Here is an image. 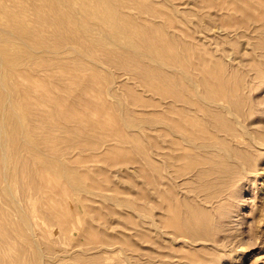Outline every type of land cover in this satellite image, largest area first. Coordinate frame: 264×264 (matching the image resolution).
Masks as SVG:
<instances>
[{
  "label": "bare ground",
  "instance_id": "obj_1",
  "mask_svg": "<svg viewBox=\"0 0 264 264\" xmlns=\"http://www.w3.org/2000/svg\"><path fill=\"white\" fill-rule=\"evenodd\" d=\"M141 1H143V0H141ZM153 1V0H152ZM164 1V0H163ZM194 1V0H193ZM195 1H197V2H195V4L196 3H198L200 0H195ZM214 1V0H213ZM220 1H222V0H220ZM9 2V3H8ZM130 2H132L131 4L132 5H134L133 3H135L136 5H137V7L138 6H140L139 8H141V7H143V5H140V3L141 2H139L138 0H0V115H1V117H4L3 115V113H5V117H6V114H7V116H10V114L11 115H13V116H15L16 115V117H11V120H12V118L14 119L12 122H16L15 120H17V117H18V120H19V126H18V124H16L15 126L18 128V127H21L22 129H23V127H25L24 129H25V131L24 132H27V131H31V126H30V124H29V126H25V121L28 119V117H30L31 116V105H34L35 103L36 104H39V103H45L44 105H46V103L47 102H49V104H50V106H51V109H53L54 111L53 112H51V111H49L50 109H49V107H48V109L49 110H47V109H44V108H41L40 110H44V113H43V115H45V113H46V110L48 111V113L49 112H51V113H53V114H55L54 116L56 117V119L58 118V116H57V114L59 115V117L61 116L62 117V119L66 122V124L65 123H63V124H65V129H66V125L68 124L67 123V121H70V119L74 122V120H75V118L74 117H77V118H79L78 116H80V115H78L79 114V112L81 111V113H83L82 112V110L80 109L81 107H84L86 104L88 105H86L84 108H83V111L85 110V113L87 112V110L89 111L90 109L92 110V107L91 106H93V108H94V110L96 111V112H92V111H90V113L91 114H93V113H100V115H104V119H105V121L104 122H102V123H100V122H98V120H97V118H95L94 120H96L95 122H97V126H99V128H100V130H105V128L104 127H106V126H113L112 128L116 131V133H121V132H125V131H127V129H126V124H127V122L126 121H130V123L129 124H131V125H133L134 126V122H137V124H140V123H138V121H136L137 119H140L141 117V119L140 120H142V121H144V122H146V124H148L149 126H153V128H155L154 130H153V128H149L147 125V127H148V130H145V131H148V132H151V134H152V131H151V129L153 130V132L154 131H156L157 133H159L160 135H163V136H168L169 137V140H168V138L166 139L167 141V144H168V142H171L172 141V143L171 144H173V146H172V148H183V147H185V145H181V144H185V142H187V144H186V146L190 149V147H192V148H194V149H200L201 150V152L199 151H196V153L193 151L192 153H194V157L193 158H191V160H195V158H196V161H198V164L199 163H201V165H206L207 164V161L206 160H208V162H210V164L212 163V165H211V167L209 168L208 166H210V164L207 166H203V167H201V168H204L203 170H197V172L196 171H191V172H193L191 175H193V176H191L189 179L191 180L190 182H192L193 183V181H197V178H198V182L196 183V184H198V185H195L196 186V189L194 188L193 190H201L202 191V193H201V195H203L204 196V198H207L206 200H208V198H212V194L213 193H210L209 192V189H210V187H208V185L210 184L211 185V183L214 181V179H217V178H222V180L223 179H226V178H230L231 176H234L235 174H238V173H240V172H242V171H244L245 170V167L244 166H246V168L248 167H250L251 165H253V163H255V159L253 160V163L251 164V159H252V157H251V159L249 160L247 157H246V154H249V153H251V150H254L255 148H257V147H255V145H259V143H257L258 141H257V137H256V135H254V134H252V132L251 131H249V130H246V131H244V130H241V129H238V127H236V122H239V120H238V117H241V116H245L246 114H248V110L247 109H249V106L250 105H248L249 103H250V97H249V95H248V97H249V99H248V97H247V99L249 100V101H247L246 100V97H245V95H244V93H245V90L247 89L248 91L247 92H249V90H250V88L252 89L254 86H250L249 87V85H248V83L250 82V80H249V82H248V79L249 78H251L252 76H251V74H250V76L249 77H247V78H244V76L247 74L246 72H244L243 73V71H244V67H243V71L241 70V69H237L236 68V66H234L236 63H232V65L230 64V62L232 61V60H230V62H228V61H226L225 59L223 60L222 58V55H220V59L221 60H219L218 61V58H217V62L215 61L216 60V58L214 59V61H212V62H209L210 61V59L209 60H207V58H208V56H210L208 53H207V55H206V53L204 52V51H206V50H201V49H203V48H201L200 49V47H198L197 45H199V44H197V42H195L196 43V47H198V49L195 47V44H190L188 41H187V38H186V41H179V40H181L182 38L180 37V35H179V37H177L178 35L176 34V36L174 35V34H172V35H174V36H170L169 34H170V32L168 33V32H165L164 33V31L162 30V28H161V26L159 25V23L162 25V27H164L163 26V24L161 23L162 21H159V19H160V17L162 16V15H164L166 12L165 11H162V13L164 12V14H162V13H160V14H162V15H159V19H158V21H156V22H158V23H156V24H154V21H153V19H151V18H149V19H151V21L153 22V23H151V21L150 20H148L147 18L149 17V15H151V14H149L148 16H145V18H144V15H143V19L140 17L139 18V14L137 15V14H133V15H136V16H138V18H136V16L135 17H133L132 16V14H130L131 12H129V14H126V13H124L125 11H123V9L122 8H126L129 4H130ZM154 2H155V0H154ZM175 2V1H174ZM216 2H218V1H216ZM162 3V2H161ZM164 3V2H163ZM200 4H201V2H199ZM198 3V4H199ZM212 3V2H211ZM210 3V4H211ZM215 3V2H214ZM158 4H160L159 2L157 3V5ZM209 4V5H210ZM213 4V3H212ZM135 5V6H136ZM155 5H156V3H155ZM154 5V6H155ZM197 5V4H196ZM208 5V6H209ZM214 5H216L217 7H219L220 5H221V8H224V9H221V10H223V11H225V16H226V18L224 19L223 18V20H226V22H224L223 20V22L221 21V23L223 24L224 23V26H223V28H222V25L221 26H217V20L219 19H214V21H216V25L215 26H217L216 28H218V27H221L222 28V30H221V28H220V30L221 31H223L224 32V34L225 35H223V32H221V34L223 35V36H227V37H229L231 34H235V35H237L238 37H240V38H242L243 40H245V42H244V44L246 45V46H248L249 48H250V52L252 53V54H254V55H256V57L260 60V64L261 65H264V0H224L223 1V4L221 3L220 5H218V3H215ZM198 6V5H197ZM207 6V8H209ZM215 6V7H216ZM222 6H224V7H222ZM136 7V10L138 9V12L137 13H140L139 12V8H137ZM146 7H148V6H146ZM151 7L153 8V6L151 5ZM157 7V6H156ZM210 7L212 8L213 6H211L210 5ZM134 8V7H133ZM132 8V9H133ZM143 8H145V6L143 7ZM142 8V9H143ZM152 8H151V10H152ZM127 9H129V7L127 8ZM145 9H150V7H148V8H145ZM153 9H156L155 11L158 13V10H157V8H153ZM210 9V8H209ZM125 10V9H124ZM130 10V9H129ZM146 11V12H149V11ZM213 10H214V7H213ZM218 10H220V8L218 9ZM233 12H236V15L237 16H239V17H237V19L236 20H234V18L233 17H235V16H232L231 18H233V20L234 21H232V23H228V21H230L231 20V18H230V16H228V15H230L231 14V12L232 11ZM142 11H144V9L142 10ZM144 11V12H145ZM155 11H153L152 10V14L153 13H155ZM193 11V10H192ZM216 11H217V9H216ZM216 11H214V12H216ZM128 12V11H127ZM133 12V11H132ZM159 12H161L160 10H159ZM194 12V13H193ZM193 12H191V14H194V15H196V17L198 16L196 13H195V11H193ZM220 12V11H219ZM226 12H228V13H226ZM233 12H232V14H233ZM136 13V12H135ZM149 13H151V12H149ZM169 13V12H168ZM167 13V15L169 16V14ZM217 13V12H216ZM238 13V14H237ZM172 14V13H171ZM171 14H170V16H171ZM191 14H190V17H191ZM223 14H224V12H223ZM228 14V15H227ZM142 15V14H141ZM140 15V16H141ZM167 15H164L163 17L164 18H166L167 17ZM189 15V14H188ZM220 15H221V12H220ZM219 15V16H220ZM240 15L242 16V17H244L243 19H241V17H240ZM153 16V15H152ZM155 17H157L158 15H154ZM174 16V15H173ZM173 16H171L172 18H174ZM162 17V18H163ZM200 17V16H199ZM169 19H170V17H168ZM166 19V21L168 20L169 21V19ZM171 18V19H172ZM201 18V17H200ZM222 18V17H221ZM220 18V19H221ZM240 20H239V19ZM145 19L148 21L147 23L146 22H144L145 21ZM155 19H157V18H155ZM170 19V21L171 22H169V23H171L170 25L168 24V22H167V26H166V28L168 27V25L170 26V27H172L174 24H175V22H176V20H177V18L175 17V19H172L174 22H173V24H172V20ZM219 19V20H220ZM144 20V21H143ZM195 20V19H194ZM193 20V21H194ZM199 20V19H198ZM218 20V21H219ZM30 21H32L33 23H31ZM165 22V21H164ZM194 23V22H193ZM225 23H227V24H225ZM164 24H166V23H164ZM195 24V23H194ZM197 24V23H196ZM220 24V23H219ZM50 27L52 28V30L50 29ZM197 27V26H196ZM49 30H51V32H49ZM197 30V29H196ZM179 31V30H178ZM177 31V32H178ZM197 31H199V30H197ZM49 32V33H48ZM174 32V31H173ZM173 32H171V33H173ZM176 32V31H175ZM176 32V33H177ZM202 32V31H201ZM166 33H168V34H166ZM183 33V32H182ZM179 34V33H178ZM212 34V33H211ZM211 34H210V37H212L211 36ZM192 35V34H191ZM194 35V34H193ZM209 35V34H208ZM212 35H214V34H212ZM217 35H218V33H217ZM220 35V34H219ZM188 36V35H187ZM196 36V35H195ZM232 36V35H231ZM230 36V38H232ZM193 37V36H192ZM237 37V38H238ZM49 38L51 39V40H49ZM178 38H179V40H178ZM181 38V39H180ZM194 39H195V37H193ZM213 38V37H212ZM218 38V37H217ZM224 39H225V37H224ZM233 39V38H232ZM123 40V41H122ZM182 40H184V38L182 39ZM216 41H218V40H220V39H215ZM225 40H228V39H225ZM50 41V42H49ZM192 41V40H191ZM220 41H222L223 43L221 44V45H223L224 44V41L223 40H220ZM239 41V40H238ZM237 41V42H238ZM241 41V40H240ZM123 43V44H119V43ZM186 42H188L189 43V47L187 46V44H186ZM199 42V41H198ZM228 42H229V40H228ZM235 39H234V44H235ZM242 42V41H241ZM194 43V42H193ZM201 43V42H200ZM218 43H221V42H218ZM227 43V42H226ZM225 43V44H226ZM230 43H231V40H230ZM230 43H229V45L228 46H230ZM243 43V42H242ZM206 45V43L204 44V43H201V45ZM228 44V43H227ZM233 44V43H232ZM239 44H241V43H238V46H237V44H235L236 45V47L237 48H242V47H240L239 46ZM243 44V45H244ZM190 45L192 46V45H194V47L196 48V50H198V51H196V50H194V48H193V50L194 51H196L198 54V56L199 55H204L205 54V56H207V58L205 59V58H202V56L200 57H198V59L199 58H201L202 60H198V61H200V63H198V64H201V67H203V68H201V69H198V68H196V67H199V65L198 66H194V65H192L191 63L189 64L188 62L189 61H192L193 62V64H195L196 63V61H194V60H196V58L197 57H195V56H197L195 53H194V51L192 50V52L194 53V55H193V57L195 58L194 60L192 59H190V58H188L189 59V61H188V59L186 58V57H188L187 55H189V52H190V50H188V48H190ZM114 46H116L117 48H119L118 50L117 49H115V47ZM207 46V45H206ZM224 46V45H223ZM226 46V45H225ZM228 46H226V47H228ZM242 46V45H241ZM205 47V46H204ZM210 47V46H209ZM212 47V46H211ZM210 47V49H212ZM231 47V46H230ZM124 48V49H123ZM222 47L221 46H219V49H221ZM229 48V47H228ZM237 48H236V50H235V52L237 51ZM249 48H247V49H249ZM178 49H180V51L183 53V54H181V52H179L178 51ZM243 49L245 50V48H244V46H243ZM238 50L236 53L238 54V55H240L241 56V58H243L242 57V55H243V53H244V50ZM185 52H183V51ZM188 50V51H187ZM199 50H201L204 54H199L200 52H199ZM222 50V49H221ZM225 50H226V48H225ZM229 50H230V48L228 49V51H226V52H228L229 53ZM231 50H232V47H231ZM208 51H209V49H208ZM212 51V54H215V55H213L214 57H216V55H217V53H213V49L211 50ZM233 51V50H232ZM240 51H243V52H240ZM247 51V50H246ZM70 52H73V54L75 55L77 52L78 53H83L82 55H84V53L85 54H87V55H90L89 57H90V62L91 61H95L96 63H98V61L99 60H102L104 63H106V65L108 66V68L112 71H114V69L117 71V73L118 74H113V75H116L115 77H119V79H120V81H118L119 83L117 84L119 87H120V89H124L125 91H123V92H127L128 93V96L129 97H127V98H129L130 99V105H133L134 107H133V109L134 108H136V106H138V107H141V108H139V109H137V110H133L132 109V107H129V113L131 114V116H130V118H132V119H128V120H126L125 121V119H123V117L124 116H126V115H124L125 114V112L127 111L126 110V108L128 107H126V108H124V110H123V108L122 107H116V108H114L113 109V106L115 105L114 103H115V101L116 100H114V101H112L111 99H109L108 97H106V94L108 93V95L109 94H111V95H113V96H118L119 97V95L118 94H116V93H118V91L116 92V93H114V91H116V90H114L115 88H113V86H112V83L110 82V80H111V77H109V75H108V73H106L107 74V76L109 77V79H107V76H103V78L105 79V80H107V82H106V84H103V83H101V77L100 78H98V75H97V72H98V74H100L99 72H105L106 70H104V69H100V71H98L99 70V67L101 66L100 64L98 65V64H96L95 65V63H92L93 64V66H94V71H92V72H89V74L86 72L87 70H88V68H89V66L91 67V65H90V63L88 62V64L89 65H87V63H86V65L88 66H86L87 68H85V72L87 73H84V70L81 68L82 67V65H83V62L85 61L84 60V57L85 56H87V55H84V56H79L78 54H76V57H77V55H78V57L77 58H80V57H83V60H82V58H80L81 60V62H79V60L78 61H75L76 63H77V66H78V64H80L78 67H75L76 66V63L75 62H71V63H69L68 64V62H70V59L72 58H70V59H68V56L67 55H69V54H67L66 55V53H70ZM178 52L180 53V54H178ZM192 52H191V54H192ZM201 52V53H202ZM210 52V51H209ZM224 52V51H223ZM234 52V51H233ZM234 52V53H235ZM239 52L240 53H242V54H239ZM250 52L248 53V54H250ZM62 54H64L65 56H66V58H65V56H64V59H67L68 61L66 62L61 56H63ZM185 54V55H184ZM191 54L189 55V56H191ZM212 54H211V56H212ZM219 54V53H218ZM237 54L236 55H234L235 57L237 56ZM248 55L250 58H252V59H250V60H256L255 58H254V56L253 55ZM71 55V54H70ZM70 55H69V57H70ZM74 55H71V56H73V58H74ZM185 56V58L187 59V62H186V60L185 59H183V57H181L180 58V56ZM224 55V54H223ZM226 55H227V53H226ZM229 55H230V53H229ZM229 55H227L226 57H228L229 58ZM61 57V58H59V57ZM217 56H219V55H217ZM231 56H232V54H231ZM240 56H237V57H240ZM244 56V58L243 59H246L247 60V62H249V60L247 59L248 58V56H247V58H245V56H246V54H244L243 55ZM252 56V57H251ZM59 59H58V58ZM236 57V58H237ZM56 58V59H55ZM86 58V57H85ZM232 58H233V56H232ZM254 58V59H253ZM75 59V58H74ZM73 59V60H74ZM76 60V59H75ZM212 60V59H211ZM235 60V62H236V60L237 59H234ZM245 60V61H246ZM258 60V61H259ZM71 61H72V59H71ZM238 64L240 63V61H241V63L243 64V60H240V59H238ZM244 61V62H245ZM252 61L250 62V63H252ZM257 61V60H256ZM256 61H255V63H256ZM258 61H257V63H258ZM254 62V61H253ZM75 64V65H72V67L71 66H68V65H70V64ZM100 63V62H99ZM102 63V62H101ZM249 63V64H250ZM256 63V64H257ZM238 64H236V65H238ZM249 64H247V65H249ZM253 65V67H254V63H252ZM191 65H192V67H191ZM196 65V64H195ZM246 65V66H247ZM251 65V64H250ZM249 65V66H250ZM234 66V67H233ZM239 66V65H238ZM237 66V67H238ZM189 67H191V68H193V67H195V68H193V69H191V71H190V68ZM241 67V66H240ZM240 67H238V68H240ZM252 67V68H253ZM260 67H262V66H260ZM102 68V67H101ZM200 68V67H199ZM233 68H235L236 70H234V71H237V72H233ZM254 68H256V70H253ZM253 69H251L250 67H249V69H251V70H253L254 72H256L257 73V75L258 74H260L262 71L261 70H259V68H258V66L257 65H255V67H254ZM44 69V71L45 70H49V72L50 73H52L51 74V76L52 77H54L53 78V80H49V79H47V81L45 80V78H42L41 77V73H42V71L41 70H43ZM91 69H92V67H91ZM91 69H89V71H91ZM261 69V68H260ZM238 70L240 71V73H238ZM264 70V69H263ZM41 71V73H39V72ZM108 71V70H107ZM116 71L115 72H113V73H116ZM248 71H250V70H248ZM252 71V72H253ZM45 72H47V71H45ZM44 72V73H45ZM95 72V73H94ZM242 72V73H241ZM264 72V71H263ZM39 75H38V74ZM48 73V72H47ZM57 73H59V74H57ZM101 73V74H102ZM249 73H251V72H249ZM248 73V74H249ZM256 73H253L254 75L256 74ZM105 73H104V75H106ZM110 74V73H109ZM244 74V75H243ZM103 75V74H102ZM254 75H253V77H254ZM262 75V74H261ZM261 75H259V76H261ZM44 76V75H43ZM48 77H49V75H47ZM248 76V75H247ZM106 77V78H105ZM258 77V76H257ZM257 77H256V80H258L257 79ZM262 77H264V74L261 76V79H259V80H262ZM63 78H64V83L62 84V82L63 81H61V80H63ZM68 80L69 82H68V85H69V87H67L68 89L70 88H72V87H70V86H73L74 85V89L72 88V90L74 91V92H76L75 90L77 89V88H79V89H77V91L78 90H80V91H82V94L80 95L79 94V92H76L77 94H79L78 96H77V94L76 93H74V96H75V98L77 99H72L71 97H74V96H72L73 95V93H72V90H69V91H71V93L68 91V89H66L65 88V80ZM264 79V78H263ZM49 80V81H48ZM105 80H104V82H105ZM109 80V81H108ZM116 80V82H117V79H115ZM129 80V81H128ZM252 80V79H251ZM258 80V81H259ZM248 82V83H247ZM256 82V81H255ZM254 82V83H255ZM261 82V81H260ZM263 82H264V80H263ZM96 83H99L98 85H97V87L95 88L94 87V85H96ZM253 82H252V84H254ZM259 83V82H258ZM80 84V86H76V89H75V85H79ZM257 84V83H256ZM141 86L142 88H141V90L143 91V92H145V93H147L148 92V95L147 96H144L145 94H141L142 93V91H140V92H138V88L136 89V87L135 86ZM251 85V84H250ZM255 85V84H254ZM260 85V84H259ZM99 86V87H98ZM258 85H255V87H257ZM82 89H81V88ZM114 87H116V84H115V86ZM254 87V88H255ZM260 87V86H259ZM117 88V87H116ZM120 89H119V91H120ZM257 89H259V88H257ZM19 90V92L23 95H21L20 94V98L21 97H23L22 98V100H21V102H19L18 103V100H19V96H18V94H17V91ZM114 90V91H113ZM90 91L91 92H94V93H90ZM253 91V90H252ZM254 91H256L257 92V90L255 89ZM15 92H16V96H18V97H16L15 96ZM92 94V96H91V98L89 99V97H87V94L90 96V94ZM246 92V93H247ZM262 92V91H261ZM81 93V92H80ZM120 93H122L121 91H120ZM150 93V94H149ZM243 93V94H242ZM245 93V94H246ZM34 94V95H33ZM93 94H94V97H95V100L96 101H94V97H93ZM249 94V93H248ZM255 94V93H254ZM254 94H252V93H250V95H251V97H254L253 95ZM110 95V96H111ZM124 95V98H126V96H125V93L124 94H122L121 96H123ZM256 95V94H255ZM120 96V97H121ZM247 96V95H246ZM257 96H258V93H257ZM16 97V98H15ZM68 97H70L73 101L74 100H76V102L74 103V102H71L72 100H69V101H67V98ZM93 97V98H92ZM258 97H260V95L258 96ZM108 100H110V101H112V102H114L113 103V105H112V103L110 102V101H108ZM15 99H18V100H15ZM91 99H93V100H91ZM121 99H123V98H121ZM128 99V100H129ZM254 99V98H253ZM255 99H256V97H255ZM258 100H259V98H257ZM257 99H256V102H257ZM19 100V101H20ZM78 100L79 101H81V102H79V105H80V103H81V106H80V111L77 109H74L75 108V106L78 104L77 102H78ZM127 100V101H128ZM17 101V102H16ZM65 101H67L68 102V105L69 106H71L70 104L71 103H74L75 104V106H73L72 108L71 107H69V106H66L65 104H67V102H65ZM94 101V102H93ZM124 101V100H123ZM122 102V105L124 104V105H127V103L128 102ZM64 102H65V104H64ZM249 102V103H248ZM77 103V104H76ZM83 103H86L85 105L83 104ZM121 103V101L120 102H118V103H116V105H119ZM126 103V104H125ZM48 104V103H47ZM82 104L84 105V106H82ZM253 104H255V102H253ZM44 105H42L41 106V104H40V106L41 107H43ZM89 105H91V106H89ZM115 105V106H116ZM124 105H123V107H124ZM129 105V106H130ZM256 105V104H255ZM35 106V105H34ZM34 106H32L33 108H34ZM114 106V107H115ZM257 106V105H256ZM35 107H37V106H35ZM46 107H47V105H46ZM54 107V108H53ZM79 106H77V108H78ZM90 109H89V108ZM247 107V108H246ZM251 107V106H250ZM252 107H254V105L252 106ZM39 105H38V111L40 112V110H39ZM85 108H88V109H85ZM112 109V111H111V109ZM131 108V109H130ZM36 109V108H35ZM116 109L119 111H117V113L116 112H114L113 110H115L116 111ZM122 109V110H121ZM258 109V108H257ZM33 111L32 112H34V109H32ZM253 110V109H252ZM36 112V113H38V114H40V115H42L41 113L43 112ZM121 111H123L124 112V114H123V112L121 113ZM253 111H255V110H253ZM35 113V112H34ZM33 113V114H34ZM35 113V117L37 116V118H35V117H33V116H31L32 118L31 119H34V120H36V119H39L40 118V116L39 115H37ZM51 113H50V115H51ZM57 113V114H56ZM80 113V114H81ZM88 113V115L90 116L91 114L89 113V112H87ZM120 113V114H119ZM231 114L234 118H229V116L227 115V114ZM53 114L50 116V117H48V116H44V120H45V117H47V118H50V119H53V123L55 122L54 121V116H53ZM127 114V113H126ZM129 114V115H130ZM63 115V116H62ZM77 115V116H76ZM82 116H84V114H81ZM87 115V114H86ZM100 115H98L99 117H100ZM120 115H121V118H120ZM128 115V114H127ZM129 115L128 116H126V117H129ZM141 115V116H140ZM249 115V114H248ZM39 116V117H38ZM136 117L135 119H134V117ZM143 116L145 117V118H143ZM43 116H41V118H42ZM61 117H60V119L58 118V120L61 122ZM74 118V120H73V118ZM88 117V116H87ZM87 117H82V118H86V120H88L87 119ZM90 117H95L94 116V114H93V116L91 115ZM97 117V116H96ZM98 117V119L101 121V118H99ZM102 117V119H103V116H101ZM248 116H246V118H247ZM9 117H7V119H8ZM16 118V119H15ZM40 118V119H41ZM125 118V117H124ZM244 119V117H241V120H242V122H243V119ZM6 119V121H8ZM30 119V118H29ZM39 119V120H40ZM50 119H48L49 120V122L51 123V121H50ZM55 119V120H56ZM80 119H81V116H80ZM83 119V121H85L86 122V120H84ZM91 120H93V118H90ZM121 119L123 120V124H122V121H121ZM127 119V118H126ZM144 119H146V120H144ZM2 120H5V118L4 119H2ZM11 120L10 121H8L7 123L9 124V122H11ZM47 120V119H46ZM45 120V121H46ZM47 120V121H48ZM58 120H57V123H58ZM62 120V121H63ZM90 120V121H91ZM93 120V121H94ZM32 121V120H31ZM31 121H29V123L31 122ZM42 121H43V118H42ZM41 120L40 121H36V122H38V123H40V124H42V125H44L43 123L45 122V121H43L42 122ZM81 121V120H80ZM79 121V122H80ZM3 122V121H2ZM1 122V118H0V135H2V137H0V150L1 151H5V148H6V146H7V142L8 141H10V140H8L7 141V134L5 133L6 132V125H5V122L4 123H2ZM42 122V123H41ZM49 122L47 123L46 122V124L44 125L45 127H47V131H49V130H51V132H52V130H54V129H51L52 128V123H51V125L49 124ZM71 122V121H70ZM69 122V123H70ZM73 122H71V123H73ZM78 122V121H77ZM76 122V120H75V122L74 123H77ZM82 122V121H81ZM89 122V121H88ZM144 122H142V124L144 123ZM57 123H55V124H57ZM93 124V127H94V122H92ZM99 123H100V125H99ZM240 123V122H239ZM245 123V122H244ZM247 123V122H246ZM245 123V124H246ZM7 124V125H8ZM31 124H32V122H31ZM34 124V123H33ZM32 124V125H33ZM89 124V123H88ZM136 123H135V125H137ZM142 124H141V126H142ZM10 125H14V123L13 124H10ZM39 126V124L37 125V123H35L34 124V126ZM42 125H40L39 127L41 128V126ZM46 125H49V126H46ZM59 125L61 126V124L59 123ZM69 125V124H68ZM67 125V126H68ZM74 125V124H73ZM76 125L77 124H75V126L73 127L72 125H70V126H68L67 128L69 129V127H73L74 129H75V127H76ZM83 124H80V123H78V128L80 129V127H81V129H82V127H83V129L82 130H85V131H87L88 129H90L91 130V128L90 127H88V125H86L87 127H88V129L86 130V127L84 128V126H82ZM96 125V124H95ZM131 125H129V126H131ZM15 126H13L14 127V129H13V133L16 131L17 132V130H16V128H15ZM50 126H51V128H50ZM57 126V125H56ZM56 126H53L54 128H56L55 130H57L58 129V127H56ZM125 126V127H124ZM143 126H145L144 124H143ZM142 126V127H143ZM146 126H145V129H146ZM39 127H37V128H39ZM48 127L50 128L49 130H48ZM96 127V126H95ZM132 127V126H131ZM137 127V126H136ZM141 127V128H142ZM247 127V126H246ZM249 127V126H248ZM247 127V128H248ZM60 128H62V127H60ZM60 128H59V130H60ZM64 128V127H63ZM62 128V129H63ZM97 128V127H96ZM139 128V127H138ZM250 128V127H249ZM248 128V129H249ZM253 127H251V129H252ZM10 129L12 130V127L10 126ZM9 129V130H10ZM28 129V130H27ZM33 130H34V128H32ZM60 130V132H59V135H61L62 133H61V131L62 132H64L63 130ZM64 129V130H65ZM68 129L66 130L67 131V133H68ZM72 129V128H71ZM71 129H69V132L70 131H73V130H71ZM78 129V130H79ZM109 129V128H108ZM126 129V130H125ZM144 129V128H143ZM142 129V130H143ZM255 128H253L252 129V131L254 130ZM19 130V129H18ZM27 130V131H26ZM33 130H32V132H33ZM45 130H46V128H45ZM44 130V127L43 128H41V130L39 131V132H44L45 131ZM75 130H77V128L75 129ZM73 131V132H77V131ZM90 130H88L90 133H91V131ZM94 130H96L97 132H98V130L97 129H94ZM99 130V131H100ZM107 130V129H106ZM129 130V129H128ZM139 130H140V128H139ZM150 130V131H149ZM256 130V129H255ZM8 131V130H7ZM37 130H35L34 132L37 134V133H39V132H36ZM45 132L44 134H42V135H44V136H46L47 137V135H49V137H47L46 139H45V137L43 136V138L45 139L44 141H46L45 143H47L46 145L45 144H41V141H40V143L39 144H41V146L43 145V147H44V145H45V147H47V149H48V151L49 152H51L52 154L53 153H55L56 152V146H55V144H57V138L58 137H61L62 139V142L64 143V142H66L67 141V143H74V141H75V144H77V143H81L79 140H81V139H79L78 140V138L79 137H81L82 135L81 134H84V133H80V131L81 130H79V133L78 134H80V135H78V134H76V135H78V138H76L79 142H76V139L73 141L72 140V138L70 139L72 142H68V140H66V141H64L65 139H63L64 138V136L66 137L67 135H61V136H56L55 134H54V132L53 133H51L50 132V134H54L55 136H53L52 137V135H50L48 132ZM85 131H83V132H85ZM87 131V132H88ZM96 131L94 132V134L96 133ZM110 132H109V134L110 133H113V131H112V129L111 130H109ZM112 131V132H111ZM114 131V132H115ZM15 132V134H17V133H19V132H17L16 133ZM23 132V133H24ZM42 132V133H43ZM73 132H70L69 134H73ZM87 132H85V133H87ZM104 132V131H103ZM130 132V131H129ZM135 134L134 135H138V136H140L139 134H138V132H137V134H136V131H133ZM144 132V131H143ZM148 132H145L144 134L145 135H147L148 134ZM254 132H256V131H254ZM253 132V133H254ZM8 133H10L9 135H11V131H9ZM56 133L58 134V130L56 131ZM61 133V134H60ZM90 133H87L88 135L87 136H89V134ZM105 133H106V131H105ZM105 133H103L102 135H106ZM126 133V132H125ZM131 133H132V131H131ZM155 133V132H154ZM156 133V134H157ZM257 133H259V132H257ZM29 134V133H28ZM30 134H32V133H30ZM65 134H66V132H65ZM92 134V133H91ZM90 134V136H92ZM98 134H99V132H98ZM98 134H96V135H98ZM261 134H262V132H261ZM264 134V133H263ZM262 134V135H263ZM35 135V134H34ZM41 135V134H40ZM41 135V136H42ZM86 135V134H85ZM85 135H83V137L85 136ZM101 135V133L98 135L99 137H100V140H102V136H100ZM108 135V134H107ZM113 135V136H112ZM117 135V134H116ZM125 135V134H124ZM127 135H128V133H127ZM126 135V136H127ZM133 135V136H134ZM12 136H14L13 134L11 135V137L10 138H12ZM17 136H19V135H17ZM17 136H16V138H17ZM20 136H21V134H20ZM36 136H38L39 137V139H41V136H39V135H35V137ZM70 135H68L66 138H68ZM72 136H75L74 134L72 135ZM86 136V137H87ZM123 136V135H122ZM125 136V139L127 138ZM147 136H150L149 134L147 135ZM237 136H239V137H241V136H244V138H246L247 140L246 141H249V144H248V142H245V143H247L248 144V146H249V148L247 149V148H244L245 146H243L242 144V146H243V148H242V146L240 145V144H238L237 142H235V137H237ZM15 137V136H14ZM54 137H55V139H54ZM83 137H81L82 139H83ZM84 138L83 139V141H82V143L81 144H83V143H86V142H84V141H88L87 139H89V137H87V138ZM95 136H93V138H94ZM98 137V138H99ZM102 137V138H101ZM111 137H112V140H113V138L115 137L114 136V134H111ZM111 137H107V138H109L110 140H111ZM118 137V136H117ZM129 137V136H128ZM141 137V138H140ZM139 138H137L136 139V142H134V145L136 146V144L137 145H140V146H136L137 147V149L136 150H138V149H143V150H145L144 148H139V147H141V144H139V143H137V141H140L141 139H142V136H140ZM151 137H152V135H151ZM154 137H156V135H154ZM158 137H159V135H158ZM157 137V138H158ZM9 138V139H10ZM15 138V139H16ZM32 138V137H31ZM34 138V137H33ZM104 138H106L105 136H104ZM105 139L106 141H107V146L109 145V144H113V145H111V146H114L115 144H117V142L119 141V139L117 140V142H108V139ZM118 138H121V136L119 135V137ZM123 138H124V136H123ZM123 138H122V140H123ZM134 138V137H133ZM132 137H129V140L130 139H132V140H134ZM150 138V137H149ZM161 139L163 138V137H160ZM166 138V137H165ZM243 138V137H242ZM262 138H263V136H262ZM86 139V140H85ZM91 139V138H90ZM96 139V138H95ZM117 139V138H116ZM116 139H115V141H116ZM160 139V140H161ZM256 139V140H255ZM258 139H260L259 137H258ZM17 140H19V139H17ZM50 140H52L53 142H54V140H55V144H53ZM61 140H60V142H61ZM69 140V141H70ZM109 140V141H110ZM111 140V141H112ZM121 140V139H120ZM121 140V141H122ZM132 140H130V141H132ZM152 140H154L153 138H151L150 139V141H152ZM155 140H157L156 138H155ZM154 140V141H155ZM159 140V139H158ZM156 141L157 143H155L154 141H152V142H154V143H152L153 144V146L154 145H156V147H160V143H161V141H160V143H159V141ZM164 140V138L162 139V141ZM240 140V139H239ZM238 140V142H241L242 143V139L239 141ZM261 140V139H260ZM263 140V139H262ZM261 140V142H263ZM12 141H13V138H12ZM12 141H10L11 142V145L12 144H14V142L12 143ZM33 141V140H32ZM37 141V140H36ZM44 141H43V143H44ZM91 141V140H90ZM89 141V142H90ZM92 141H94V139H92ZM96 142H97V140H95ZM103 142H104V140H102ZM114 141V140H113ZM124 141V140H123ZM122 141V142H123ZM126 141V143L128 142V144H130V145H132V143L130 142V141H128V139L127 140H125ZM144 141L145 140H142V142L140 141V143H143L144 144ZM181 141H183V143L181 142ZM237 141V140H236ZM18 142V141H17ZM37 142H39V141H37ZM37 142L36 143H31L30 142V137H27L26 136V139H24V143H26V144H30V146L32 147V149H34V152L36 151V150H38V151H41L42 150V148L41 147H39V145L37 144ZM59 142V143H60ZM165 142V141H164ZM72 143V144H73ZM106 143V142H105ZM109 143V144H108ZM136 143V144H135ZM244 143V144H245ZM62 144V143H61ZM65 144V143H64ZM63 144V145H64ZM75 144L74 145H72V147H74L75 146ZM81 144H79V145H81ZM88 144V146H89V144L90 143H87ZM86 144V145H87ZM96 143L94 142V144L93 145H95ZM97 144H98V142H97ZM101 146H102V143H99ZM98 144V146L96 147L97 149H103L102 147H105L104 145L100 148V145ZM119 144V143H118ZM117 144V145H118ZM122 144V143H121ZM146 144V143H145ZM144 144V145H145ZM148 144V143H147ZM146 144V145H147ZM162 144V143H161ZM165 143H163L161 146L163 147V145H164ZM166 144V145H167ZM170 144V143H169ZM9 145H10V143H9ZM11 145H10V147H9V149L11 148ZM18 145V144H17ZM60 146V144H58V146H60L61 148H65V146L66 145H68V144H66V145H64V146ZM92 145V146H93ZM130 145H127L126 144V146L128 147V148H130L131 146ZM134 145H132L133 147H134ZM145 145V146H146ZM158 145V146H157ZM14 146V145H13ZM29 146V147H30ZM70 146V145H69ZM68 146V147H69ZM77 146H78V144H77ZM84 146V145H83ZM91 146V147H92ZM110 146V147H111ZM116 146V145H115ZM114 146V147H115ZM123 146V145H122ZM121 146V147H122ZM126 146H124V147H126ZM145 146H143L142 145V147H145ZM167 146H169V145H167ZM190 146V147H189ZM22 147V146H21ZM67 147V148H68ZM95 147H92V148H95ZM99 147V148H98ZM118 147H119V145H118ZM147 147H149L148 145H147ZM146 147V148H147ZM155 147V146H154ZM250 147H255L254 149H250ZM261 147V146H260ZM262 147H263V145H262ZM58 148V147H57ZM61 149V150H66V149ZM71 146L68 148L69 150L68 151H70L71 149ZM81 148V149H80ZM86 148H88L87 146H86ZM112 148V147H111ZM111 148H109V149H111ZM116 148H117V146H116ZM123 148V147H122ZM161 148V147H160ZM165 148H171V145H170V147H166L165 145H164V149H163V153H165L166 154V152H167V150H165ZM172 148H171V150H170V154H172L171 156H177L176 155V152H174V153H171V151H172ZM7 149V148H6ZM13 149H17V147H13ZM19 149H20V147H19ZM28 149V148H27ZM26 149V150H27ZM30 149V148H29ZM59 149V148H58ZM79 149H80V151L81 150H84L85 151V149L83 148L82 149V147H79ZM97 149H94V150H97ZM105 149V148H104ZM106 149H108V148H106ZM105 149V150H106ZM118 149V148H117ZM125 149V148H124ZM133 149V148H132ZM132 149L130 150V151H132ZM149 149V148H148ZM148 149H146V150H148ZM153 149V148H152ZM157 149V148H156ZM155 149V150H156ZM189 149H187V148H185V150H188L189 151ZM193 149V150H194ZM11 150V149H10ZM44 150V149H43ZM43 150H42V152H43ZM54 150H55V152H54ZM77 150H78V148H77ZM104 150V151H105ZM146 150H145V153L144 154H146V155H148L147 154V152H146ZM174 151L176 150V149H173ZM184 150V151H185ZM191 150L192 149H190V152H191ZM256 150H258V149H255V151ZM259 150H260V148H259ZM257 151V153L258 152H260V151ZM262 150V149H261ZM263 150H264V148H263ZM263 150H262V153L261 154H263ZM27 151H29V150H27ZM58 151V156H59V158H60V154H59V152H61L60 150H57ZM72 151H76V149H75V147L72 149ZM79 151V150H78ZM77 151V152H78ZM80 151H79V155H80ZM87 151L88 152H90L89 150H86L85 152L87 153ZM110 151H112V150H110ZM116 152L118 151V150H115ZM114 150H113V152H115ZM126 151V150H125ZM142 150H140V152H141ZM158 151V150H157ZM169 151V150H168ZM180 151H182V150H180ZM180 151H179V154H180ZM184 151H183V153H184ZM250 151V152H249ZM20 152H21V150H20ZM63 152H67V151H63ZM82 152V151H81ZM97 152V151H96ZM98 152H101V151H99L98 150ZM112 152V153H113ZM119 153L121 152V148H120V151H118ZM126 152H128V151H126ZM138 152V151H137ZM139 152V153H140ZM154 152V151H153ZM249 152V153H248ZM27 153H29V152H27ZM31 153V152H30ZM38 153V152H37ZM41 153V152H40ZM62 153V152H61ZM73 153V152H72ZM106 154L108 153L107 151L105 152ZM111 153V154H112ZM122 153H123V150H122ZM143 153V151L141 152V154ZM155 153H157V152H155ZM160 153V155H165V154H161V152H159ZM158 153V154H159ZM186 153L188 154L189 152H187L186 151ZM255 152H252V154H254ZM1 154V153H0ZM3 154V153H2ZM0 155V156H3V155ZM10 154H12V153H10ZM14 154H15V152H14ZM19 154V153H18ZM64 154L65 153H62V155L63 156H61V158H66V157H64ZM89 153H87V156L86 157H89V161L88 160H86V159H84V160H86L85 162H84V160H83V162L85 163V164H83L82 163V165H81V163H80V168H82V166L83 165H86L87 164V162L89 163L90 161H94L95 162V160L97 161L100 157H98L97 155H95V153H93L92 152V156H97V159H95V158H93L92 156H91V158H93V159H90V155H91V152H90V154L88 155ZM101 154V156L103 155L102 154V152L100 153ZM115 154H117V153H114V155ZM121 154V153H120ZM120 154H118V155H120ZM128 155H130L129 153H127ZM136 154V153H135ZM167 154H168V152H167ZM191 154V153H190ZM190 154H188L189 155V157L191 156ZM27 155V154H26ZM31 155V154H30ZM33 155V154H32ZM66 155V154H65ZM67 155L69 156L70 154L69 153H67ZM66 155V156H67ZM72 155H75L76 156V152H75V154H72ZM78 155V156H79ZM110 155V152H109V154H107V156H109ZM113 155V156H114ZM117 155V156H118ZM124 155H126L125 153H124ZM131 155H133V154H131ZM130 155V156H131ZM146 155H143V158L144 157H149V155L148 156H146ZM188 155H186L187 157H185L184 156V154H183V157H181V158H188V161H187V165L186 166H192L191 164H195L196 162L194 161V163H188V162H191L190 160H189V157H188ZM193 155V154H192ZM250 155V154H249ZM254 155H256V153L254 154ZM20 156V155H19ZM42 156H44V160L46 159L45 158V154L44 155H42ZM41 156V157H42ZM53 156H55L54 154H53ZM52 156V157H53ZM81 156H84V154L83 155H80V158L82 159L83 157H81ZM105 156V155H104ZM107 156H105L106 158H108ZM116 156V155H115ZM117 156H116V158H117ZM120 156H122V155H120ZM137 156V155H136ZM158 156V155H157ZM166 156V155H165ZM179 156H181V155H179ZM201 156V157H200ZM264 156V155H263ZM28 157V155L26 156V158ZM31 157V156H30ZM33 157V156H32ZM31 157V158H32ZM49 157V156H48ZM51 157V156H50ZM56 157V156H55ZM74 157V156H73ZM110 157V160L112 159V157H111V155L109 156ZM134 158L135 157V155H133V156H131V158ZM139 157V156H138ZM137 157V158H138ZM153 157V156H152ZM151 157V155H150V157L149 158H147V159H149V163L150 162H152L151 160H150V158H152ZM160 157V156H159ZM192 157V156H191ZM202 157H203V161H202ZM250 157V156H249ZM258 157H259V155H258ZM30 158V159H31ZM36 158V157H35ZM43 158V157H42ZM59 158H55V159H58L59 160ZM69 158V157H68ZM74 158H76V157H74ZM85 158V157H84ZM114 158V157H113ZM120 159L122 158V157H119ZM156 158V157H155ZM161 158H165V157H161ZM168 158H170V157H168ZM172 158V157H171ZM171 158H170V160H171ZM173 158H175L176 159V157H173ZM172 158V159H173ZM181 158H179L178 157V163H181L182 161H183V159H181ZM253 158H255V157H253ZM6 157H3V161H5V164H6ZM22 159H23V157H22ZM50 160H51V158H49ZM54 159V160H55ZM101 159V162H102V160L105 162V158H103L102 159V157L100 158ZM120 159L119 160H116V161H120ZM129 159H130V157H129ZM129 159H128V161H129ZM138 159H140V157L138 158ZM137 159V160H138ZM175 159H174V162H176L175 161ZM180 159V160H179ZM259 159H261V158H259ZM12 160H14V159H12ZM28 160H29V158H28ZM28 160H26V164H27V162H29ZM34 160V159H33ZM58 160H56V161H58ZM65 160V159H64ZM67 160V159H66ZM69 160H71L70 158L67 160L68 162H69ZM108 160V159H107ZM114 160V159H113ZM111 161V163H113V165H114V163L116 162H114V161ZM141 160V159H140ZM138 161L140 164H141V162H144V161ZM144 160H146L145 158H144ZM152 160H154V159H152ZM156 160V159H155ZM158 160L161 162V160L160 159H157V162H158ZM182 160V161H181ZM205 160V161H204ZM53 161V160H52ZM60 161H61V159H60ZM59 161V162H60ZM79 161H80V159H79ZM79 161H78V159H77V162H78V164H79ZM99 161V160H98ZM121 161H123V162H119V163H122V164H125L124 162H128L127 161V159L126 160H123V159H121ZM163 161V160H162ZM165 161H167L166 159H165ZM185 161V160H184ZM258 161V160H257ZM0 162H2L1 161V158H0ZM34 162V161H33ZM62 162V161H61ZM76 163V161H71V164H69L70 165V167H71V165H72V167L73 168H77V166H73V164L72 163ZM82 162V161H81ZM93 162V163H94ZM130 162H131V165H133V163L132 162H134L133 161V159H132V161L130 160ZM129 162V163H130ZM160 162H158V164L160 163ZM173 162V161H172ZM186 162V161H185ZM193 162V161H192ZM205 164H204V163ZM10 163V162H9ZM37 162H35V165H37L36 164ZM38 163H40V165H41V162H38ZM64 163H67L66 161H64ZM70 163V162H69ZM91 163V162H90ZM108 163H109V160H108ZM107 163V164H108ZM129 163H127V164H129ZM136 163L137 162H135V165L134 166H136ZM138 163V164H139ZM155 163V162H154ZM153 163V164H154ZM162 163V162H161ZM184 162H182L181 164H183ZM203 163V164H202ZM3 165V167L4 166H6V165ZM68 164V163H67ZM110 164V163H109ZM126 164V165H127ZM137 164V165H138ZM147 165H146V167L148 168H150V167H152V165H149L148 163H146ZM167 165H168V163H166ZM170 164V163H169ZM12 165H13V163H12ZM34 165V166H35ZM40 165H38V167L40 166ZM51 165H53L54 166V164H51ZM63 165V164H62ZM66 164H64V166H65ZM77 165V164H76ZM88 165V164H87ZM90 165V164H89ZM87 166V168L88 167H90V166H92V165H90V166ZM96 165V164H95ZM95 165H93L94 167H95ZM116 166H119V165H117V164H115ZM121 165V164H120ZM144 166H142L141 165V168H142V170H144L143 169V167L145 168V164H143ZM155 165H157V163H155ZM154 165V166H155ZM160 165V164H159ZM158 165V166H159ZM175 165H177L176 166V168H179L178 166H180L179 164H175ZM175 165H173V167H175ZM184 165H185V163H184ZM184 165H183V167H184ZM200 165V166H201ZM9 166V165H8ZM29 166H31V165H29ZM48 166H50V165H48ZM52 166V167H53ZM58 166L59 165H57L56 164V167L58 168ZM67 166V168H63V169H66L65 171H69V169H71V168H69L68 169V165H66ZM65 166V167H66ZM93 166L91 167L92 169H90V170H92L93 171V169H95V168H93ZM110 166H112L111 164H110ZM123 166V165H122ZM138 166H140V165H138ZM160 166H163V165H160ZM170 166H172V165H170ZM189 166V167H190ZM42 167V166H41ZM46 168H48L47 166H45ZM44 167V168H45ZM55 166H54V170H53V173L54 172H56V171H58V170H56L57 168H56ZM85 166H83V169H85L84 168ZM137 167V166H136ZM197 167V166H196ZM254 167H255V165H254ZM253 166H252V170H255V169H253L254 168ZM14 169H16L15 167H13ZM26 168V167H25ZM45 168V169H46ZM50 168H51V166H50ZM50 168H48L47 170H49ZM75 168V169H76ZM139 168V167H138ZM146 168V169H147ZM149 168H148V172H149ZM152 168H155V167H152ZM152 168H150V169H152ZM157 169H159L158 167H156ZM162 168V167H161ZM160 168V169H161ZM180 168H181V166H180ZM193 168H194V166H193ZM192 168V169H193ZM4 169H6L5 167H4ZM31 169H34L35 171H37L38 172V170L40 169H38L37 168V170L34 168V167H32ZM68 169V170H67ZM82 169V170H83ZM156 169V170H157ZM159 169V170H160ZM168 169H169V166H168ZM175 169V168H174ZM188 170L187 168H183L182 170ZM197 168H195V170H196ZM250 169V168H249ZM34 170H32V171H34ZM46 170V171H47ZM51 170H52V168H51ZM74 170V169H73ZM78 170V168L76 169V171ZM79 170H81V169H79ZM81 170V171H82ZM88 170H89V168H88ZM98 169H96V172L98 173V171H97ZM141 170V169H140ZM156 170H155V173H156ZM180 170V169H179ZM184 170V171H185ZM190 170H191V168H190ZM189 170V171H190ZM9 171V170H8ZM41 171V170H40ZM45 171V170H44ZM43 171V172H44ZM72 171V170H71ZM84 171V170H83ZM85 171H86V169H85ZM95 171V170H94ZM152 171H154L153 169H152ZM171 171L173 172V171H175V170H173V169H171L170 170V173H171ZM177 171V170H176ZM176 171H175V176L174 177H176L177 178V174H176ZM10 172H12V171H10ZM14 172V171H13ZM18 172H19V170H18ZM18 172H16V173H18ZM60 173H61V171H59ZM75 172V171H74ZM88 172H90V171H88ZM100 172V171H99ZM102 172V171H101ZM100 172V173H101ZM138 172H140V171H138ZM157 172H158V170H157ZM247 172V171H246ZM2 173V172H1ZM23 173V172H22ZM34 173V172H33ZM41 173V172H40ZM45 173H48V172H45ZM52 173V171H51V174H53ZM57 173V174H56ZM55 173V175L58 177V175L60 176V173L58 174V172H56ZM63 173H64V171H63ZM68 173H70V172H68ZM68 173H64V174H68ZM77 174L76 175H79L78 177H80V178H83L84 179V177H85V173L83 172L82 174H85V175H83V177H81L82 175H80V173H79V171L78 172H76ZM87 173V172H86ZM141 173V172H140ZM150 173H153V172H151V170H150ZM150 173H147L148 175L150 174ZM159 173H161V174H163L161 171H159ZM174 173V172H173ZM178 173V172H177ZM182 172H180V174H181ZM183 173H186V171L185 172H183ZM187 173H188V171H187ZM249 173V172H248ZM24 174V173H23ZM31 174V173H30ZM36 174V173H35ZM35 174H34V178H35ZM62 174V173H61ZM70 174H72L73 175V172H71ZM91 174V173H90ZM144 174H145V171H144ZM146 174V175H147ZM157 174V173H156ZM156 174L154 175V178H155V176H156ZM167 174V173H166ZM190 174V173H189ZM242 174H244V172H242ZM241 174V176H243ZM251 174V173H250ZM25 175V174H24ZM24 175H22V177L24 176ZM38 175V174H37ZM71 175V176H72ZM88 175H89V173L86 175L87 176V178H85L84 180H87L88 178H91L93 175V177L92 178H97V176H95V172H94V174L92 173V175H91V177L89 176L88 177ZM96 175H99V174H96ZM147 175V176H148ZM152 175V177H153V174H151ZM151 175H149V176H151ZM171 175H173L172 173H171ZM182 175V174H181ZM240 175V174H239ZM246 174H244V176H245ZM12 176V175H11ZM40 176V175H39ZM46 175H44V173H43V175H42V177H41V179H44V181L45 182H47V183H49V186H50V188H52L51 190H53L52 192L54 193V191H55V195L57 196H59V194H57L58 192L61 194V196H63L64 197V199H67V197H68V195L69 194H71V192H69V185H68V183H66L65 181V183H62V182H60L59 181V179L58 178H53L52 176V178L50 177V178H48L47 176L45 177ZM54 176V175H53ZM69 177H70V175H68ZM103 177L102 178H104V176L105 175H102ZM161 176V178L163 177V175H160ZM159 176V177H160ZM168 176V175H167ZM166 176V177H167ZM178 176H180V175H178ZM188 176V175H187ZM249 176V175H248ZM247 176V177H248ZM254 176V175H253ZM13 177H16V176H14L13 175ZM64 177V176H63ZM74 176H72V178H73ZM107 177L108 176H106V179H107ZM166 177H163L164 179H166V180H164L165 181V183H166V181H167V178H169L170 176H168L167 178ZM183 177H185L184 176V174H183ZM246 177V176H245ZM250 177V176H249ZM252 177V176H251ZM12 178V177H11ZM25 178H26V176H25ZM77 178V177H76ZM98 178H100L101 179V176L100 177H98ZM98 178L95 180H91V181H97L98 180ZM145 178V177H144ZM149 178V181H150V177H148ZM182 178V177H181ZM187 178V177H186ZM186 178H184V179H186ZM28 179V178H27ZM32 179V178H31ZM63 179V178H62ZM74 179V178H73ZM72 179V180H73ZM146 179V178H145ZM153 178H151V180H152ZM156 179H157V176H156ZM155 179V180H156ZM180 179V178H179ZM183 179V180H184ZM188 179V180H189ZM196 179V180H195ZM227 179V180H228ZM233 180H234V178H232ZM232 179H229V181L230 180H232ZM252 179V178H251ZM28 180H30V179H28ZM35 180V179H34ZM63 180H65V179H63ZM62 180V181H63ZM70 180H71V177H70ZM75 180V179H74ZM73 180V181H74ZM80 179L78 178V181H79ZM82 180V179H81ZM104 180V179H103ZM108 180V179H107ZM147 180V179H146ZM158 181H154L155 183H157V182H159L158 183V186H160V187H162L164 184H162V183H164L163 182V180H161V179H157ZM159 180H161V182L162 183H160V181ZM175 180H177V179H175ZM183 180H181V181H183ZM222 180H219V181H221V182H223ZM226 180V181H227ZM232 180V181H233ZM235 180H237L236 179V176H235ZM246 180H248V179H246ZM4 181H7V180H4ZM21 181V180H20ZM22 181H23V179H22ZM30 181H33V180H30ZM36 181L37 180H35V182L34 183H36ZM42 181V180H41ZM100 181V180H99ZM105 181V180H104ZM149 181H147V183L149 182ZM153 181V180H152ZM173 181V180H172ZM180 181V180H179ZM187 181V180H186ZM199 181H202L201 183H202V185H201V183L199 184ZM204 181V182H203ZM225 181V182H226ZM231 181V182H232ZM239 181V180H238ZM11 182V181H10ZM15 182V181H14ZM75 182L77 183V180L76 181H74L73 183L75 184ZM83 182H85V181H83ZM83 182L82 181H80V182H78L79 184H83ZM86 182H89V181H86ZM98 182V181H97ZM101 182V181H100ZM106 182V181H105ZM110 182V181H109ZM112 182V181H111ZM142 182H143V185H144V181L142 180ZM169 182V181H168ZM188 183H190L189 181H187ZM215 182H217V181H215ZM214 182V183H215ZM234 182V181H233ZM2 183V182H1ZM19 183V182H18ZM20 183H22V182H20ZM25 183H27V181L25 182ZM38 183V182H37ZM43 183V182H42ZM93 183H96V182H92V184ZM153 183V182H152ZM152 183H150L149 182V184H152ZM176 184V183H174V182H170V184ZM178 183V182H177ZM181 183V182H180ZM180 183H179V186H180ZM184 183H186V182H184ZM238 183V182H237ZM3 185H4V183H2ZM8 184V183H7ZM23 184V183H22ZM31 184H33V183H31ZM39 184V183H38ZM86 185H87V183H85ZM100 184V183H99ZM98 184V185H99ZM154 184V183H153ZM161 184H162V186H161ZM166 184H168L169 185V183H166ZM194 184L195 183H193V185H192V187H195L194 186ZM226 184V183H225ZM229 184H231V183H229ZM27 185H29V183L28 184H26V186ZM45 185V184H44ZM43 185V186H44ZM90 184H88V186H89ZM98 185L96 184H94V185H90V187H92L93 186V188H95V187H98ZM101 185H104L103 183L102 184H100V186ZM107 185H108V183H107ZM113 182H112V186H111V184H110V187H112L111 189H113ZM143 185H142V188H143ZM148 185V184H147ZM167 185V186H168ZM186 185V184H185ZM209 185V186H210ZM215 185H218V183H215ZM214 185V186H215ZM1 186V185H0ZM30 186V185H29ZM28 186V187H29ZM47 186H48V184H47ZM95 186V187H94ZM100 186H99V188H100ZM146 186V185H145ZM149 186V185H148ZM154 186V188H155V186L156 185H153ZM152 186V187H153ZM174 186V185H173ZM173 186H172V188H173ZM176 186V185H175ZM182 186V185H181ZM181 186H180V188H181ZM204 186V187H203ZM225 186V185H224ZM237 186V185H236ZM19 187V186H18ZM83 187V186H82ZM108 187V186H107ZM159 187V188H160ZM165 187H166V185H165ZM165 187H163L164 189H165ZM170 186H168L167 188H169ZM185 187V186H184ZM186 187H188L187 185H186ZM189 187H190V185H189ZM192 187H190L191 189H192ZM219 187H220V184L217 186V187H215V188H217L216 189V191L219 189ZM229 187V185H227V188ZM233 187V186H232ZM4 188H5V186H4ZM20 188V187H19ZM78 188H80V186L78 187ZM77 187H76V189H78ZM98 188V189H99ZM102 188H104V187H101L100 189L101 190H104V189H102ZM114 188H115V185H114ZM141 188V189H142ZM157 189H158V187H156ZM163 188H160V189H163ZM166 188V189H167ZM171 188V187H170ZM169 188V192L170 193H172V191H171V189ZM179 188V187H178ZM221 188V187H220ZM226 188V189H227ZM231 188V187H230ZM0 189H2L1 187H0ZM34 189V188H33ZM32 189V190H33ZM40 189V188H39ZM47 189V188H46ZM72 189V188H71ZM88 189V188H87ZM107 189V191H111V189L109 188H106ZM116 189L117 188H115V190H113V191H116ZM160 189H158L157 190V193H158V196H159V190ZM212 189V188H211ZM225 189V190H226ZM229 189V188H228ZM6 190V189H5ZM9 190V189H8ZM36 190V189H35ZM34 190V191H35ZM45 190V188H43V191ZM47 190H50V189H47ZM47 190L46 191H44L45 193L47 192ZM51 190H50V194H52L51 193ZM73 190H75V189H73ZM118 190V189H117ZM146 190V188L144 187V191ZM156 191V189H153V191ZM173 191L175 190L174 188L172 189ZM187 190V188L185 189V191ZM190 190V189H189ZM199 190H198V192H196V194L197 193H199ZM23 191H25V190H23ZM29 191V190H28ZM27 191V194H26V196L28 197V195H31V194H29V193H31V192H28ZM37 191V190H36ZM42 191V189H40V191L39 192H43ZM56 191H57V193H56ZM154 191V192H155ZM165 191V190H164ZM164 191H161L162 193L164 192ZM167 191H168V189H167ZM166 191V194L168 193ZM200 191V192H201ZM215 191V192H216ZM218 191H222L223 192V187H222V190H218ZM217 191V192H218ZM229 191V190H228ZM1 192H2V190H1ZM43 192V193H44ZM91 192V191H90ZM120 192V191H119ZM181 192H183V191H181ZM187 192V191H186ZM213 192V191H212ZM214 192V193H215ZM263 192H264V190H263ZM36 193H38V192H36ZM35 193V194H36ZM93 193V192H92ZM113 193V192H112ZM141 193H143V190H142V192ZM145 194H144V196L146 195V193L147 192H144ZM175 193V192H174ZM174 193H172V194H174ZM195 193V192H194ZM221 193V192H220ZM224 193H226V191L224 192ZM39 194H42V193H39ZM48 194V193H47ZM126 194V193H125ZM150 194L152 195V192H150ZM149 194V195H150ZM166 194H162L163 196H165ZM172 194H170V195H172ZM177 193H175L174 195H176ZM216 194V193H215ZM223 194V193H222ZM49 195V194H48ZM89 195V194H88ZM106 195H107V193H106ZM110 195H112V194H110ZM123 195V194H122ZM121 195V196H122ZM217 195V194H216ZM218 195H219V192H218ZM223 195H225V194H223ZM45 196V195H44ZM56 196H54L53 195V197L52 196H48V199H46V200H43L41 197H39V195L37 196V197H39V198H41L43 201H42V206H43V204L48 200V201H50L49 200V197H51V198H54V197H56ZM90 196V195H89ZM89 196H88V198H89ZM124 196V195H123ZM141 196H143V195H141ZM143 196V198H149V197H147V195L144 197ZM167 196V195H166ZM177 196H179V194L177 195ZM177 196H169V198H168V196H167V198L169 199V203H168V205H167V207H168V209L169 210H167L166 212H168V213H165L164 215H165V217L163 216V218H166V214H168V216H167V218L165 219V221H164V219H161V221L163 220L164 221V224H162V222L160 221V218H157V219H159L158 221H160L161 222V227L163 228V230H164V232H166L165 231V229L166 230H168V233L167 234H164L163 235V237H169V239L171 240V241H176V236H178V234L179 233H177V232H174V229H176V231H177V228L178 229H180L181 231H180V236H182L183 235V233H185V235L187 234L186 232H188L190 235H195L196 234V236L197 235H199L200 234V236L199 237H201V234H203V232H204V230H203V223H204V221H205V218L207 217V216H205V215H207V209H209V211H210V208L209 207H207V206H209V205H206V207H207V209H205V208H203L202 207V204L203 203H201V205H199L200 204V202H198L197 201V204H194V202H193V204H192V202H188L187 200L185 201L184 199L185 198H183L182 199V196L179 198V197H177ZM185 196H186V194H185ZM188 196H191V195H188ZM214 196V195H213ZM16 197V196H15ZM111 197V196H110ZM115 197V196H114ZM151 197V196H150ZM152 197H153V195H152ZM184 197V196H183ZM202 197V196H201ZM201 197H199V199L201 198ZM217 197V196H216ZM225 197H226V195H225ZM30 198V200H31V198L32 197H29ZM46 198H47V196H46ZM50 198V199H51ZM112 198H113V196H112ZM127 198V197H126ZM154 198V197H153ZM166 198V199H167ZM190 199H191V197H189ZM223 198V197H222ZM23 199H25V197L23 198L22 197V200ZM33 199H34V197H33ZM106 199V198H105ZM114 199H116V197L114 198ZM113 199V200H114ZM121 199H123V197H121ZM130 199V198H129ZM128 199V203L130 202L132 205H134L135 206V203H132L133 201H131L132 199H133V196H132V199H130L129 200ZM152 199V198H151ZM151 199H148V200H150L151 201ZM157 199H161V197L159 196V198H157ZM194 198L192 197V200H193ZM219 199L220 200H222L221 198H220V196H219ZM219 199H215V204L217 203V200H219ZM21 200V199H20ZM21 200V201H22ZM29 200V199H28ZM27 199H26V201L25 202H27L28 201ZM29 200V201H30ZM52 201H53V203H54V206H55V204H56V206H58V205H60L61 206V208H62V206H63V202L60 204H57V203H55L56 201L54 200V199H51ZM110 200H111V198H110ZM195 200V199H194ZM193 200V201H194ZM196 200H198V197L196 198ZM196 200H195V202H196ZM34 201V200H33ZM45 201V202H44ZM62 201V200H61ZM84 201V200H83ZM123 201V200H122ZM145 201H146V204H147V200H144V202H142V203H145ZM191 201V200H190ZM205 201V200H204ZM24 202V203H25ZM39 202V201H38ZM57 202H60L59 201V199L57 200ZM125 202V201H124ZM149 202V201H148ZM155 202H156V198H155ZM159 202H161V201H159V200H157V203H159ZM165 202V201H164ZM187 202H188V204L190 203V206H188V204H187ZM213 202V201H212ZM29 203V202H28ZM35 203V204H34ZM40 204H41V201L39 202ZM153 203V202H152ZM185 203L187 204L186 206H185ZM220 202L218 201V203L217 204H219ZM33 204V205H32ZM32 204H30L29 203V207H30V205H31V207L32 206H37L36 208H40L41 209V211L44 213V209H45V207H43L42 208V206H40L39 207V204L37 203V201H35V202H33ZM36 204H38V205H36ZM47 204V203H46ZM45 204V205H46ZM49 204V203H48ZM52 204V203H51ZM51 204H49L50 206H51ZM130 204V205H131ZM154 204H156V203H154ZM164 204V203H163ZM210 204H212V203H210ZM216 204V205H217ZM25 205H28V204H26L25 203ZM67 207H68V204H65ZM64 205V206H65ZM129 205V207H131ZM142 205L143 204H141L140 206L142 207ZM145 205V204H144ZM157 205V204H156ZM155 205V207H159L160 205H162V202H161V204H159L158 206H156ZM53 206V205H52ZM49 207V209H50V211H51V209L53 210V211H51V213L52 212H55L57 209H58V211L59 212H61L62 214L64 213L63 211H66L65 210V208L63 207L62 209H64L63 211L60 209V208H58V207ZM59 206V207H60ZM65 206V207H66ZM86 206H87V204H86ZM137 207H138V204L136 205ZM135 206V207H136ZM139 206V211L140 210H142V208ZM148 206H151L150 204H148ZM147 205H146V208L148 207ZM153 206V205H152ZM162 206H164V205H162ZM165 206H166V204H165ZM23 207H25L24 209H26V207L27 206H24L23 205ZM133 207V206H132ZM144 207V206H143ZM186 207V208H185ZM190 207V208H189ZM215 207V206H214ZM214 207H213V209H214ZM36 208H35V210H33V207H32V210L33 211H35L34 213L32 212V210H30L29 209V212L31 211V214L29 213V212H27L28 214H29V216L28 217H30V215H35L36 214V211L38 210H36ZM46 208H47V205H46ZM56 208V209H55ZM145 208V207H144ZM143 208V209H144ZM151 208V207H150ZM149 207H148V209H147V211H145V212H148V210H149V212L151 211V209H150ZM160 208V207H159ZM164 208V207H163ZM216 208V207H215ZM40 209H39V211H40ZM48 209V208H47ZM45 210V211H47V212H45L46 213V215H45V213L43 214V213H40V214H42V216L43 215H45L46 216V218H45V216L44 217H42V219L43 218H45V220L46 219H48L50 216L52 217V215H55L56 217L54 218V216H53V218L54 219H56V221L55 220H53V221H55V222H57V219H59L60 217H62V216H60L59 218H58V214L59 213H57L58 211H56V213L55 214H53L52 213V215H50L49 214V212H48V210ZM61 211H60V210ZM132 209V208H131ZM161 209V208H160ZM28 210V208L25 210V211H27ZM70 210V209H69ZM76 210V209H75ZM128 210H130V209H128ZM128 210H125L126 212L128 211ZM162 210V209H161ZM164 210H166V209H164ZM21 211V210H20ZM39 211H37L38 213H39ZM131 211V210H130ZM160 211V210H159ZM213 211V210H212ZM212 211H210L209 213H211ZM141 212V211H140ZM139 212V213H140ZM148 212V213H149ZM153 212V211H152ZM161 212V211H160ZM33 213V214H32ZM61 213H60V215H61ZM66 213V212H65ZM82 213V212H81ZM128 213H129V211H128ZM142 213V212H141ZM141 213H140V216H141ZM151 213V212H150ZM149 213V214H150ZM208 213V214H209ZM213 213V212H212ZM24 214V213H23ZM26 214V213H25ZM47 214H49V217H47ZM67 214V213H66ZM130 214V213H129ZM149 214H147L146 213V215H149ZM27 215V214H26ZM155 215V214H154ZM153 215V216H154ZM159 214L157 213V215L156 216H158ZM161 215V214H160ZM212 215V214H211ZM211 215L209 214L208 215V219L211 217ZM23 216V215H22ZM35 216H37V214L35 215ZM35 216H34V220H35ZM122 216V215H121ZM124 216V215H123ZM122 216V217H123ZM150 216V215H149ZM153 216H151V217H153ZM162 216V215H161ZM213 216V215H212ZM38 217H40V216H38ZM64 217H66V216H64ZM63 217V218H64ZM155 217V216H154ZM158 217H160V216H158ZM214 217V216H213ZM32 217H30V218H28V219H30V220H32V221H34L33 220V218L31 219ZM41 218V217H40ZM53 218H51V220L53 219ZM150 218V217H149ZM207 218H206V220H207ZM24 219V221L27 219V216H26V219L25 218H23ZM23 219H22V222H24L23 221ZM66 219V220H65ZM64 220L65 221H67V218H65ZM157 219L155 220V221H157ZM38 220H39V218H38ZM50 220V218L48 219V221L50 222L49 224L51 225L52 224V221ZM60 220V221H59ZM58 220V222L60 223L61 222V220H63V219H59ZM62 221V222H65V221ZM131 220V219H130ZM152 220H154V218L152 219ZM211 220H212V218H211ZM42 221V220H41ZM142 221V220H141ZM146 221V223H148V221L150 222L151 220H145ZM157 221V222H158ZM20 223V225H19V223L17 224V225H19V226H23L22 224L23 223ZM25 222H27V221H25ZM38 222V221H37ZM42 222H44V220L42 221ZM41 222V223H42ZM46 222H47V220H46ZM55 222H53V224L55 223ZM57 222V223H58ZM70 222V221H69ZM68 221L67 222H65V224H64V226L66 227L67 225H69V227H70V223H69ZM139 222V221H138ZM143 223H144V221H142ZM160 222H158V223H160ZM206 222V221H205ZM56 223V224H57ZM66 223H68V224H66ZM132 223V222H131ZM146 223H144V224H146ZM151 223V222H150ZM26 224V223H25ZM33 224V223H32ZM35 224H36V226H34V229L35 228H37L38 226L37 225H39V223H36V221H35ZM34 224V225H35ZM43 224V223H42ZM63 224V223H62ZM62 224H59V225H61L62 226ZM74 224V223H73ZM1 225V224H0ZM30 225H31V223H30ZM30 225L28 224V226L30 227ZM49 225V226H50ZM58 225V226H59ZM27 226V227H28ZM52 226V225H51ZM141 226H145V225H141ZM146 226H147V224H146ZM155 226H156V224H155ZM177 226V227H176ZM0 227H2V225L0 226ZM3 227H4V225H3ZM26 227V228H27ZM41 227V226H40ZM39 227V231H41V228H44V227H41L40 228ZM45 227H47L46 226V224H45ZM63 227V226H62ZM209 227V226H208ZM67 229H70V228H68V227H66ZM138 228V227H137ZM155 228V227H154ZM165 228V229H164ZM18 229H21V228H19L18 227ZM47 229V228H46ZM62 229V228H61ZM205 230H206V228H204ZM23 230V229H22ZM29 230H30V228H29ZM47 230H49V229H47ZM51 230V229H50ZM64 230H66V229H64ZM139 230V229H138ZM162 230V229H161ZM1 232H5V230L3 231V229L1 228V230H0ZM31 231V230H30ZM37 230L35 229V234L37 233L36 232ZM42 231H43V229H42ZM63 231V230H62ZM67 231V230H66ZM65 231V232H66ZM155 231H157V230H155ZM209 231V230H208ZM33 232V231H32ZM43 232H44V235H43ZM43 232H41V234L43 235L42 237H44V236H46V234H47V236L49 235L48 233H45V231H43ZM50 232H52V231H50ZM158 232V231H157ZM182 232V233H181ZM31 233V232H30ZM175 233V234H174ZM32 234V233H31ZM38 234V233H37ZM61 234V233H60ZM67 234H69V233H67ZM142 234V233H141ZM140 234V235H141ZM146 235H147V232L145 233ZM159 234V233H158ZM161 234V233H160ZM169 234V235H168ZM177 234V235H176ZM4 235V234H3ZM33 235V234H32ZM50 235L52 236V233H50ZM162 235V234H161ZM176 235V236H175ZM185 235H183L182 237H184ZM30 236V235H29ZM28 236V237H29ZM143 236H144V234H143ZM203 236V235H202ZM205 236V235H204ZM203 236V237H204ZM0 237H1V235H0ZM11 237V236H10ZM9 236L8 237H6V239L7 240H9L8 238H10ZM40 237V236H39ZM162 237V238H163ZM185 237H187V236H185ZM198 237V238H199ZM202 237V238H203ZM32 238V237H31ZM38 238V237H37ZM46 238H48V237H46ZM46 238H44L45 239V242H46ZM205 238V237H204ZM2 238H0V240H1ZM6 239H3L4 241L6 240ZM29 239H30V237H29ZM44 239H43V241H44ZM156 239V238H155ZM155 239H153V242H155L154 240ZM164 239V238H163ZM162 239V240H163ZM165 239H167L168 240V238H165ZM164 239V240H165ZM191 239H193L192 237H191ZM196 239H197V237H196ZM206 239H208V238H206ZM6 240V241H7ZM13 240L14 239H12L11 238V241H9V242H13ZM34 240V239H33ZM33 240H32V242H33ZM149 240V239H148ZM147 240V241H148ZM159 240V239H158ZM162 240L160 241V244H161V242H162ZM211 240V239H210ZM48 241V240H47ZM193 241V240H192ZM19 242V241H18ZM44 242V243H45ZM150 242H152V241H150ZM152 242V243H153ZM159 241H157V239H156V242H155V244L156 243H158ZM181 242V241H180ZM186 242H187V240H186ZM198 242V241H197ZM6 243V242H5ZM14 243V242H13ZM43 243V245H46V247H47V243H45L44 244ZM49 243V242H48ZM128 243H129V241H128ZM151 243V244H152ZM171 243V242H170ZM179 243V242H178ZM188 243V242H187ZM195 243V242H194ZM19 244H21V243H19ZM51 244V243H50ZM135 244H136V242H135ZM201 243L199 242V244H197V245H199V247L201 246L200 245ZM205 244V243H204ZM203 243H202V245H204ZM2 245V244H1ZM0 245V246H1ZM7 245H8V241H7ZM9 245H10V243H9ZM8 245V246H9ZM12 245V244H11ZM22 245V244H21ZM20 245V246H21ZM49 245V244H48ZM130 245V244H129ZM162 246H164L163 245V243L161 244ZM186 245V244H185ZM188 245H191V243L190 244H188ZM187 245V246H188ZM193 245H195V244H193ZM208 245V244H207ZM206 245V247H207V249H208V246ZM14 246H16V245H14ZM34 246V245H33ZM127 246V245H126ZM155 246H157V245H155ZM166 246V245H165ZM186 246V247H187ZM192 246V245H191ZM205 246V245H204ZM204 246H201L202 248L200 249V251L202 252V253H204V252H206V249H204L205 247ZM10 247V246H9ZM21 247H23V246H21ZM48 247H50V246H48ZM134 248H135V246H133ZM139 247V251H141V249H143V247L142 246H138ZM142 247V248H141ZM150 247V246H149ZM158 247H160V245H158ZM194 247H196V245L195 246H192V250H193V248ZM198 247V248H199ZM204 247V248H203ZM212 247V246H211ZM218 247V246H217ZM6 248V247H5ZM24 248V247H23ZM22 248V249H23ZM34 248L36 249V246H34ZM44 248H45V246H44ZM51 248V247H50ZM132 248V247H131ZM141 248V249H140ZM153 247H151V248H148V250L149 249H152ZM162 248V247H161ZM167 248V247H166ZM191 248V247H190ZM198 248H197V250H198ZM213 248H215L216 249V247H213ZM212 248V249H213ZM1 249L3 250V248L1 247ZM0 249V250H1ZM12 249V248H11ZM145 249H147V248H144V250ZM155 249V248H154ZM169 249L171 250V248L169 247ZM210 249V248H209ZM211 249V250H212ZM218 249V248H217ZM10 250V249H9ZM16 250V249H15ZM14 250V251H15ZM26 250V249H25ZM38 251H39V248L37 249ZM44 251H47V249L45 250V249H43ZM49 250V249H48ZM51 250V249H50ZM132 250V249H131ZM166 250V249H165ZM192 250H188V254H192L193 252H192ZM194 250H196L195 248H194ZM196 250V251H197ZM205 250V251H204ZM6 251H7V249H6ZM20 251V250H19ZM52 251V250H51ZM155 250H153V252H154ZM160 251H162L161 249H160ZM168 250H166L165 252H167ZM189 251H191V253L189 252ZM18 252V251H17ZM57 252V251H56ZM151 252H152V250H151ZM165 252H163L162 251V253H163V255L162 256H165L164 255V253ZM182 252H184L183 254H181L183 257H184V255L186 254L185 253V251H182ZM211 253H214L215 251H210ZM210 252H208L209 254L208 255H210L211 253ZM29 253V252H28ZM35 253H37V252H35ZM45 253H50V252H45ZM139 253V252H138ZM145 252L143 251V254H144ZM162 253H160V254H162ZM197 253V252H196ZM215 253H217V252H215ZM214 253V254H215ZM3 254V253H2ZM12 254V253H11ZM13 254H16L15 252L13 253ZM12 254V255H13ZM20 254V253H19ZM23 254V253H22ZM54 254V253H53ZM52 254V255H53ZM78 254V253H77ZM76 254V255H77ZM135 254H136V252H135ZM140 254H142V253H140ZM148 254H150V253H147V255ZM155 254H156V252H155ZM158 254V253H157ZM156 254V255H157ZM175 254H177V253H175ZM207 253H205V257L207 256L206 255ZM214 254H213V256H214ZM5 255V254H4ZM8 255V254H7ZM26 255V254H25ZM37 255H38V253H37ZM50 255H51V253H50ZM59 255H61V254H59ZM73 255V254H72ZM133 255V253L131 254V256ZM137 256H139L138 254H136ZM152 255V254H151ZM150 255V256H151ZM154 255V254H153ZM155 255V256H156ZM173 255L174 254H172V257H173ZM192 255H194L193 257L195 258V254L193 253ZM196 255H198V254H196ZM201 257H202V254H199ZM9 256V255H8ZM20 256V255H19ZM23 256V255H22ZM74 256V255H73ZM144 256V255H143ZM143 256H141V257H143ZM155 256H151V257H155ZM171 256V255H170ZM180 257V255H177V257ZM212 256V257H213ZM216 256H218V254L216 255ZM216 256H215V258H216ZM65 257H67V254L65 255ZM77 257V256H76ZM133 257V256H132ZM141 257H139V260L141 259ZM145 257V256H144ZM159 257H161V256H159ZM185 257H187L186 255H185ZM192 257V256H191ZM191 257H189V259L191 258ZM205 257L203 258V259H205ZM210 257H211V255H210ZM210 258V259H213V258ZM219 257V256H218ZM6 258H7V256H6ZM12 258V257H11ZM17 258V257H16ZM15 258V259H16ZM20 258V257H19ZM37 258V257H36ZM62 258V257H61ZM74 258H75V256H74ZM135 258V257H134ZM136 258H138V257H136ZM135 258V259H136ZM196 258H197V256H196ZM199 258V257H198ZM198 258L196 259V260H198ZM207 258L209 259V257H206V259H205V261L207 260ZM22 259V258H21ZM142 259H144V258H142ZM141 259V260H142ZM153 259V258H152ZM152 259H150V261L152 260ZM158 258H156V260H157ZM187 259V258H186ZM193 259V258H192ZM191 259V260H192ZM199 259H201V258H199ZM217 259L218 258H216V260L215 259H213L214 261H212V260H207V261H211V264H212V262L214 263H218V261H217ZM7 260V259H6ZM39 260H40V258H39ZM73 260V259H72ZM138 260V259H137ZM155 260V259H154ZM154 260H153V262H154ZM164 260V259H163ZM162 260V261H163ZM0 261H2L1 259H0ZM11 261H13V259H11ZM18 262H19V260H17ZM25 261H27V260H25ZM41 261V260H40ZM45 260H43V262H44ZM61 261V260H60ZM89 261V260H88ZM135 261V260H134ZM134 261H133V263H134ZM143 261V260H142ZM145 262L146 261H148L147 259L146 260H144ZM193 261H194V259H193ZM192 261V262H193ZM199 261V260H198ZM197 261V262H198ZM201 261H203V260H201ZM207 261H206V263H207ZM75 262V261H74ZM139 262V261H138ZM144 262V263H145ZM157 262H159V260H157ZM164 262V261H163ZM173 263L175 262V261H172ZM187 262V261H186ZM189 262V261H188ZM195 263H196V261H194ZM2 264H3V262H1ZM22 263V262H21ZM50 263H51V261H50ZM140 263V262H139ZM141 263H143V262H141ZM156 263V262H155ZM155 263H153V264H155ZM161 263V262H160ZM160 263H158V264H160ZM172 263V264H173ZM185 263V262H184ZM184 263H182V264H184ZM60 264H63V263H60ZM136 264H138L137 262H136ZM147 264H151V262H147ZM157 264V263H156ZM175 264V263H174ZM177 264H179V263H177ZM181 264V263H180ZM187 264V263H186ZM192 264V263H191ZM197 264H199V263H197ZM203 264V263H202ZM205 264V263H204ZM208 264V263H207Z\"/></svg>",
  "mask_w": 264,
  "mask_h": 264
},
{
  "label": "rangeland",
  "instance_id": "obj_2",
  "mask_svg": "<svg viewBox=\"0 0 264 264\" xmlns=\"http://www.w3.org/2000/svg\"><path fill=\"white\" fill-rule=\"evenodd\" d=\"M139 2H141L140 3V5H143V7L145 6V8H148V7H150V11L148 10V9H145V8H143V7H141V8H139L140 6H138L137 7V5L135 4V3H133L134 5H132L131 3L132 2H130V4L125 8H122L123 9V11H125L124 13H126V14H129V12H131L130 14H132V16L133 17H135L136 15H133V14H139L138 16H139V18L141 17L142 19H143V15H144V18H145V16H148L149 14H151V15H149V17L147 18L148 20H150L151 21V19H153V21H154V24H156V23H158V22H156V21H158V19H159V15H162V14H164V12L162 13V11H165L166 13L164 14V15H167V13L169 14V16L167 15V17L166 18H164L165 16L164 15H162L161 17H160V19H159V21H162L161 23L163 24V26L164 27H162V25L159 23V25L161 26V28H162V30L164 31V33L165 32H173V33H171L170 32V36H176V34L178 35L177 37H179V35H180V37L183 39L184 38V40H182L181 38V40H179V38H178V40L179 41H186V38H187V41L190 43V44H195V47H196V43L195 42H197V44H199V45H197L198 47H200V49L201 48H203V49H201V50H206V51H204L205 53H206V55H207V53L210 55V56H208V58H207V56H205V54L201 51V50H199V54H204L203 56L202 55H199L200 57L202 56V58H207V60H209L210 58L212 59H210V61L209 62H212V61H214V59L216 58V62H217V58H218V61L219 60H221L220 59V55H222V59L224 60H226V61H228V62H230V60H232L231 62H230V64L232 65V63H236V64H238V59H240V60H243V64L241 63V61H240V63L238 64V65H234V66H236V68L237 69H241L242 71H243V67H244V71H243V73L244 72H246L247 74L244 76V78H247V77H249L250 76V74H251V78H247L248 79V82H249V80H250V82L248 83V85H249V87L251 86H254L255 87V85H258L257 87H253L252 89L250 88V90H249V92H247L248 90L246 89L245 90V93H244V95H245V97H246V100L247 101H249L250 99V103L248 104V105H250L249 106V109H247L248 110V114H246L245 116H241V117H244V119H243V122H242V120H241V117H238V120H239V122H236V127H238V129H241V130H244V131H246V130H249V131H251L252 132V134H254V135H256V139H257V143H259V145H255V147H257V148H255V149H258L259 150V148H260V152H258L257 153V151L258 150H256L255 151V149L253 148V147H250V149H254V150H251V153H249V154H246V157L250 160L251 159V157L253 156V157H255V158H253L252 157V159H251V164L253 163V160L255 159V163H253V165H251L249 168L247 167L246 168V166H244L245 167V170L244 171H242V172H244V174H246L245 176H244V174H242V172H240V173H238V174H235L234 176H231L229 179H232V178H234V182L232 181V180H230L229 181V179L228 178H226V179H223L222 180V178H217V179H214V181L211 183V185L209 186L208 185V187H210V189H209V192L210 193H213L212 194V198H208V200H206L207 198H204V196L203 195H201V193H202V191L201 190H199V193H197L196 194V192H198V190L196 191V190H193L194 188L196 189V186L195 185H198V184H196L197 182H198V178H197V181L195 182V181H193V183H195L194 184V186L195 187H192V185H193V183L192 182H190L191 180V176H193V175H191L193 172H191L192 170L193 171H196L197 172V170H203L204 168H201V167H203V166H206L208 163L210 164V162H208V160H206L207 161V164L206 165H201V163H199L198 164V161H196V158H195V160L193 159V160H191V158H193L194 157V153H192L193 151L196 153V151H200L201 152V150L199 149H194V148H192V147H190V149H192L191 150V152H190V149L186 146V144H187V142H185V144L183 143V141H181L183 144H181L182 146L183 145H185V147H183V148H172V146H173V144H171L172 143V141L171 142H168V144H167V138H168V140H169V137L168 136H163V135H160L159 133H157L156 131H154L153 132V130L155 129V128H153V126H149L148 124H146V122H144V121H142V120H140V119H137L136 121H138V123H140V124H137V122H134V126L133 125H131V124H129L130 123V121L128 122V121H126V120H128L129 118H130V116H131V114L128 112L129 111V107H132V109H133V105H130L131 103V101H130V99L129 98H127V97H129L128 96V93L127 92H123V91H125L124 89H120V85L118 86L117 84L119 83L118 81H120V79H119V77L117 78V77H115L116 75H113V74H118L117 73V71L114 69V71L112 70H110L109 68H108V66L106 65V63H104L102 60H99L98 61V63H96L94 60L93 61H91L92 63H95V65L96 64H100L101 66L99 67V70L98 71H100V69L102 70V69H104V70H106L105 72H99L100 74H98V72H97V75H98V78H100L101 77V83H103V84H106V82H107V80H105L104 78H103V76H107V74L106 73H108V75H109V77H111V80H110V82L112 83V86L114 85L115 86V84H116V87H114L113 86V88H115L114 90H116V91H114V93H116L117 91H118V93H116V94H118L119 95V97L118 96H113V95H111V94H109L108 95V93L106 94V97H108L109 99H111L112 101H114V100H116L115 101V103L114 102H112V101H110V100H108L107 98V100L108 101H110L111 103H112V105H113V103L116 105V103H118V102H120L121 101V103L119 104V105H114L113 106V109L114 108H116V107H122L123 108V110H124V108H126L127 106V108H126V112H125V114H124V112L123 111H121V113L123 112V114L124 115H126V116H128L129 114V117H126V116H124L123 117V119H125V121L127 122V124H126V129H127V131H125V132H121V133H116V131L112 128L113 126L111 125V126H106V127H104L105 128V130L103 129V130H100V128H99V126H97L98 124H97V122H95L96 120H94L95 118H97V120H98V122H100V123H102V122H104L105 121V117H104V115H100V113H93L94 114V116L95 117H90L91 115L93 116V114H91L92 112H96L95 110H94V108H93V106H91V105H89V106H91L92 107V110L90 109L89 111L87 110V112H89L90 113V111H92L90 114V116L88 115V113L86 112L85 113V110L83 111V108L87 105L86 103H83L82 104V106H84V107H81L80 108V106H81V103H80V105H79V102H81V101H79L78 100V104L75 106V102H76V98H75V96H74V93H76V92H79V94L81 95L82 94V91H80V90H78L77 91V89H79V88H77L76 89V86H80V84L79 85H75V91L76 92H74L73 90H72V88L74 87V85L73 86H70V87H72L71 89L69 88H67V87H69V85H68V80L66 79L65 80V88L66 89H68V91L69 90H72V93H73V95L72 96H74V97H71L72 99H76V100H72L70 97H68L67 98V101H69V100H72L71 102H74V103H71L70 105L71 106H69L68 105V102L67 101H65V102H67V104H65V102H64V104L66 105V106H69V107H73V106H75V108L74 109H78L79 111H80V109L82 110V112L83 113H81V111L79 112V114L78 115H80L81 116V119H80V116H78L79 118H77V117H74L75 118V120H76V122L77 123H74L75 122V120H74V118H73V120H74V122L70 119V121L71 122H73V123H71L70 121H67V123L69 124H67L68 126H70V125H72L73 127L75 126V124H77L78 125V123H80V124H83L82 126H84V128L86 127V130L88 129V127H90L91 128V130L90 129H88V130H90L91 131V133L88 131H85V130H82L83 129V127H82V129H81V127H80V129L78 128V126L76 125V127H75V129L77 128V130H75L73 127H69V129H71V130H75V131H77L78 133H79V130H81L80 131V133H84V134H78L77 132L75 133V132H73V131H70V132H73V134L75 135V136H72L73 134L71 133V134H69L70 132H69V129L67 128L68 126L66 125V129H65V124H66V122L62 119V117H61V119L63 120H61V122L58 120V118L60 119V117H59V115L57 114V116H58V118L56 119V115L55 114H53V113H51V112H53L54 110L53 109H51V106H50V104H49V102H47L46 103V105H47V107H46V105H44L45 103H39V104H34L35 106H37V107H35L34 105H31V116H33V117H35V113L38 111V105H39V110L41 109V108H44V109H47V110H49V111H51V112H49L48 113V111L46 110V113H45V115H43V113H44V110L42 109V110H40V112H42L41 114L42 115H40V114H38V113H36L37 115H39L40 116V118H41V116H43L42 118H43V121H45L46 119L48 120V119H50L51 117V115L53 114V116L55 117L54 118V123L52 122L53 121V119H50V121H51V123H52V125H51V123L49 122V120L47 121H45L43 124L45 125L46 124V122L48 123L49 122V124L52 126V128H51V126H50V128L51 129H54V130H52V132H51V130H49L50 128L48 127V130L49 131H47V127H45L44 125H42V124H40V123H38V122H36V121H42V118L39 120V119H36V120H34V119H31L32 117L30 116V117H28V119L25 121V126H29V124H30V126L32 127V128H34V130L31 128V131H27V132H24L25 131V127H23V129L21 128V127H16L15 125L16 124H18V126H19V120H18V117H17V120H15L16 122H12L14 119L12 118V120H11V117H16V115L15 116H13V115H11L10 114V116H7V114H6V117H5V113H3L4 115V117H1V115H0V118H1V122L2 123H4L5 122V125L7 126L6 127V129L8 130H6V136H7V141L8 140H10V141H12V138H13V141H12V143L14 142V144H12L11 145V142L10 141H8L7 142V146H6V148H5V151H1L0 150V153L3 155V156H0V158H1V161L2 162H0V187L2 188V189H0V224L2 225V227H0V230H1V228L3 229V231L5 230V232H1L0 231V235H1V237L0 238H2L1 240H0V249H1V247L3 248V250L1 249L0 250V259L2 260V261H0V264H2L1 262H3V264H60V263H63V264H136V262L138 263V264H147V262L149 263V262H151V264H153V263H160V264H172L173 262L172 261H175L174 263L175 264H177V263H184V264H197V263H199V264H211V261L209 262V261H207V260H212V261H214L213 259H215L216 260V258H218L217 259V261H218V263H213L212 262V264H264V192H263V190H264V150H263V148H264V82H263V78L264 77H262V80H259V79H261V76L264 74V65H261L260 64V60L256 57V55H254V54H252L250 51V48L248 47V46H246L245 44H244V42H245V40H243L242 38H240V37H238L237 35H235V34H231L230 36L233 38H230V36L229 37H227V36H223V35H225L224 34V32L223 31H221L222 30V28H223V26H224V23L222 24L221 23V21L223 20V18L225 17L226 18V14H225V11H223V10H221V9H224V8H221V3L223 4V1L224 0H222V1H220V0H200L199 2H201V4L199 3H196L195 4V2H197V1H193V0H155V2H154V0L152 1V0H143V1H141V0H138ZM175 1V2H174ZM216 1H218V2H216ZM160 3V4H158L157 5V3ZM162 2V3H161ZM164 2V3H163ZM213 4H212V3ZM218 3V5H220L219 7H217L216 5H214L215 3ZM9 3V2H8ZM155 3H156V5H155ZM211 3V4H210ZM211 6H213L214 7V10H213V7L211 8L210 7V5ZM136 5V6H135ZM151 5L153 6V8H157V10L159 9L161 12H159V10H158V13L155 11L156 9H153L152 7H151ZM155 5V6H154ZM209 5V6H208ZM146 6H148V7H146ZM157 6V7H156ZM207 6L210 8H207ZM216 6V7H215ZM129 7V9H127ZM134 7V8H133ZM136 7L137 8H139V12L140 13H137L138 12V9L136 10ZM222 7H224V6H222ZM133 8V9H132ZM144 9V11L146 10H148L149 12H151V13H149V12H144V11H142L143 9ZM151 8H152V10L153 11H155V13H153L152 14V10H151ZM220 8V10H218ZM125 9V10H124ZM216 9H217V11H216ZM195 11V13L198 15L197 17H196V15H194V14H191V12H193V11ZM128 11V12H127ZM133 11V12H132ZM214 11H216V12H214ZM221 12V15H220V12ZM232 11V10H231ZM136 12V13H135ZM223 12H224V14H223ZM233 12V11H232ZM232 12H231V14L230 15H228V16H230V18L232 17V16H235V17H233L234 18V20H236L237 19V17H239V16H237L236 15V12H233V14H232ZM160 13H162V14H160ZM172 13V14H171ZM194 13V12H193ZM226 13H228V12H226ZM142 14V15H141ZM158 15L157 17H155L154 15ZM170 14H171V16H175L176 18H177V20L175 19V17L174 18H172L171 16H170ZM189 14V15H188ZM190 14H191V17H190ZM238 14V13H237ZM141 15V16H140ZM153 15V16H152ZM220 15V16H219ZM232 15V16H231ZM138 16H136V18H138ZM164 16V17H163ZM201 18H200V17ZM224 16V17H223ZM163 17V18H162ZM168 17H170V19L172 18V19H175L176 20V22H175V24L172 26V27H170L169 25L171 24V23H169V22H171L170 21V19L168 18ZM222 17V18H221ZM240 17H241V19H243L244 17H242L241 15H240ZM149 18H151V19H149ZM155 18H157V19H155ZM169 19V21L167 20L166 21V19ZM220 20H219V19ZM224 18V19H225ZM233 18H231V20L230 21H228V23H232V21H234L233 20ZM171 19V20H172ZM195 19V20H194ZM199 19V20H198ZM214 19H218L217 20V23H216V21H214ZM239 19V18H238ZM156 20V21H155ZM194 20V21H193ZM240 20V19H239ZM144 21V20H143ZM165 21V22H164ZM224 22H226V20H223ZM222 21V22H223ZM31 23H33L32 21H30ZM144 22H148L146 19H145V21ZM167 22H168V27L166 28V26H167ZM173 20H172V24H173ZM195 24H194V23ZM151 23H153L152 21H151ZM164 23H166V24H164ZM197 23V24H196ZM217 24V26H221L222 25V28L221 27H218V28H216L217 26H215L216 24ZM220 23V24H219ZM215 24V25H214ZM225 24H227V23H225ZM197 26V27H196ZM220 28H221V30H220ZM50 29L52 30V28L50 27ZM199 30V31H197V30ZM51 30H49V32H51ZM170 30V31H169ZM179 30V31H178ZM177 33H176V32ZM202 31V32H201ZM48 32V33H49ZM183 32V33H182ZM221 32H223V35L221 34ZM168 33H166V34H168ZM179 33V34H178ZM214 34V35H212V34ZM217 33H218V35H217ZM172 34H174V35H172ZM192 34V35H191ZM194 34V35H193ZM209 34V35H208ZM210 34H211V36L213 37H210ZM220 34V35H219ZM188 35V36H187ZM196 35V36H195ZM195 37V39L193 38V37ZM186 37V38H185ZM218 37V38H217ZM224 37H225V39H228L229 40V42H228V40H225L224 39ZM238 37V38H237ZM215 39H220V40H223L224 41V46L223 45H221L223 42L222 41H220V40H218V41H216ZM234 39H235V44H237V46H238V43H241V44H239V46L240 47H242V48H237L236 47V45L234 44ZM49 40H51L50 38H49ZM192 40V41H191ZM230 40H231V43H230ZM239 40V41H238ZM243 42H241V41ZM123 41V40H122ZM199 41V42H198ZM238 41V42H237ZM50 42V41H49ZM188 42H186V44H187V46L189 47V43ZM194 42V43H193ZM206 43V45H201V43ZM218 42H221V43H218ZM228 44H227V43ZM185 43V42H184ZM226 43V44H225ZM229 43H230V46L232 47V50L235 52V50H236V48H237V51L238 50H242L243 49V46H244V48H245V50H244V53H243V55L244 54H246V56H245V58H247V56L249 55H253L254 56V58L258 61V63H257V61L256 60H250V59H252V58H250L249 56H248V60H249V62H247V60L246 59H243L244 58V56L242 55V57L243 58H241V56L240 55H238L236 52L234 53L232 50H231V47L230 46H228L229 45ZM233 43V44H232ZM120 45L121 44H123L122 42L121 43H119ZM244 44V45H243ZM228 46L229 48H230V50H229V53H230V55H229V53L228 52H226V51H228V47H226V46ZM242 45V46H241ZM205 46V47H204ZM213 49V53H217V55H219V56H217L216 55V57H214L213 55H215V54H212V49H210V47ZM219 46H221L222 48V50L221 49H219ZM115 47V49H119V48H117L116 46H114ZM194 48V50H196V48L198 49V47H194V45H190V48H188V50H190V52H189V55L191 54V52H192V50H193V48ZM225 48H226V50H225ZM247 48H249V49H247ZM124 49V48H123ZM192 49V50H191ZM208 49H209V51H208ZM187 50V51H188ZM193 50V51H194ZM247 50V51H246ZM178 51L179 52H181L180 51V49H178ZM183 51V50H182ZM196 51H198V50H196ZM196 51H194V53L196 52ZM224 51V52H223ZM178 52V54H180ZM184 52V51H183ZM240 52H243V51H240ZM239 52V54H242V53H240ZM250 52V54H248V53ZM185 53V52H184ZM194 53L192 52V54H191V56H189V55H187L188 57H186L187 59L188 58H192L193 60L195 59L194 57H193V55H194ZM219 53V54H218ZM226 53H227V55H229V58L228 57H226L227 55H226ZM67 54H71V55H74L73 54V52H70V53H66V55ZM76 54H78L79 56H84V55H87V54H85L84 53V55H82L83 53H76ZM76 54L74 55V58L76 59H74L73 58V56H71L70 55V57H69V55H67L68 56V59H70L71 57V59H72V61H71V59H70V62H68V64L69 63H71V62H75V61H78L79 60V62H81L82 60H83V57H80V58H82V60L80 59V58H77L78 57V55H77V57H76ZM181 54H183L182 52H181ZM196 55L198 54L197 52L195 53ZM211 54H212V56H211ZM224 54V55H223ZM231 54H232V56H233V58H232V56H231ZM236 55L237 54V56H240V57H235L234 55ZM63 56H61L63 59H64V54H62ZM185 55V54H184ZM90 55H87V56H85L84 57V62H83V65H82V69L84 70V73H88L89 74V72H92V71H94L95 69H94V66H93V64L90 62V57H89ZM198 55L197 56H195V57H197L196 58V60H194V61H196V65L195 64H193V62L192 61H189V59H188V63L190 64H192V65H194V66H198L199 65V67H196V68H198V69H201V68H203V67H201V64H198V63H200V61H198L199 59L200 60H202L201 58H199L198 59V57H199ZM59 57V56H58ZM57 57V58H58ZM61 57H59V58H61ZM181 57H183V59H185L186 60V62H187V59L185 58V56H180V58ZM252 57V56H251ZM58 58V59H59ZM65 58H66V56H65ZM205 58V59H206ZM250 58V59H249ZM253 58V59H254ZM56 59V58H55ZM74 59V60H73ZM78 59V60H77ZM191 59V60H192ZM198 59V60H197ZM234 59H237L236 60V62H235V60ZM66 62L68 61L67 59H64ZM81 60V61H80ZM246 60V61H245ZM90 63V65H91V67H92V69H91V67L89 66V68H88V70L85 72V68H87L88 66L87 65H89L88 64V62ZM214 61V62H215ZM245 61V62H244ZM252 61V63H254V67H255V65H257L258 66V68H259V70H261L262 72L260 73V74H258L257 75V73L256 72H254L253 70H256V68H254L252 65V63H250ZM255 61H256V63H255ZM100 62V63H99ZM102 62V63H101ZM198 62V63H197ZM76 63V62H75ZM78 63V62H77ZM77 63H76V66L75 67H78L80 64H78V66H77ZM86 63H87V65H86ZM251 65H250V64ZM198 64V65H197ZM247 64H249V65H247ZM72 65H75L74 63L73 64H70V65H68V66H71L72 67ZM87 67H86V66ZM192 65H191V67H192ZM247 65V66H246ZM233 66V67H234ZM240 67V68H238V67ZM260 66H262V67H260ZM102 67V68H101ZM191 67H189L190 68V71H191V69H193V68H195V67H193V68H191ZM249 67L251 68V69H253V70H251V69H249ZM253 67V68H252ZM261 68V69H260ZM89 69H91V71H89ZM108 70V71H107ZM194 70V69H193ZM234 70H236L235 68H233V72H237V71H234ZM240 70V71H241ZM248 70H250V71H248ZM41 71H42V73H41ZM39 73H41V77L42 78H45V80L47 81V79H49L50 77V81L51 80H53V78L54 77H52L51 76V74L52 73H50L49 72V70H45V71H47V72H45L44 71V69L43 70H41ZM116 71V73H113V72H115ZM240 71L238 70V73H240ZM253 71V72H252ZM45 72V73H44ZM249 72H251V73H249ZM86 73V74H87ZM95 73V72H94ZM103 75H102V74ZM104 73L106 74V75H104ZM242 73V72H241ZM249 73V74H248ZM253 73H256L255 75L253 74ZM38 74V73H37ZM57 74H59V73H57ZM262 74V75H261ZM39 75V74H38ZM44 75V76H43ZM47 75H49V77L47 76ZM244 75V74H243ZM248 75V76H247ZM253 75H254V77H253ZM259 75H261V76H259ZM258 76V77H257ZM109 77L107 76V79H109ZM256 77H257V79L259 80H256ZM106 78V77H105ZM115 79H117V82H116V80ZM252 79V80H251ZM48 80V81H49ZM104 80H105V82H104ZM61 81H63L62 82V84L64 83V78H63V80H61ZM109 81V80H108ZM129 81V80H128ZM256 81V82H255ZM261 81V82H260ZM121 82V81H120ZM252 82L255 84H252ZM259 82V83H258ZM257 83V84H256ZM99 83H96V85H94V87L96 86L97 87V85H98ZM251 84V85H250ZM260 84V85H259ZM135 86V85H134ZM260 86V87H259ZM95 87V88H96ZM99 87V86H98ZM136 87V89L138 90V92H140V91H142L141 90V86H135ZM81 88V87H80ZM257 88H259V89H257ZM74 89V88H73ZM82 89V88H81ZM119 89H120V91L122 92V93H120V91H119ZM143 89V88H142ZM257 90V92L256 91H254V90ZM253 90V91H252ZM17 91V90H16ZM262 91V92H261ZM70 93H71V91H69ZM81 92V93H80ZM71 93V94H72ZM89 93V92H88ZM90 93H94V92H91L90 91ZM89 93V94H90ZM125 93V96H126V98H124V95L123 96H121L122 94H124ZM141 93V92H140ZM249 93V94H248ZM250 93H252V94H254L253 96L254 97H251V95H250ZM257 93H258V96L260 95V97H258L257 96ZM18 94V96H16ZM17 94H16V92H15V96L16 97H18L19 98V100L21 99L22 100V98L23 97H21L20 98V92H19V90L17 91ZM77 94V93H76ZM79 94H77V96L79 95ZM141 94H145L144 96H147L148 95V92L147 93H145V92H143L142 91V93ZM150 94V93H149ZM243 94V93H242ZM22 95V94H21ZM34 95V94H33ZM111 95V96H110ZM247 95V96H246ZM248 95H249V97H250V99H249V97H248ZM23 96V95H22ZM91 96H92V94H90V96L87 94V97H89V99L91 98ZM121 96V97H120ZM15 97V98H16ZM93 97H94V94H93ZM92 97V98H93ZM247 97H248V99H247ZM255 97H256V99L257 98H259V100L257 99V102H256V99H255ZM70 98V99H69ZM121 98H123V99H121ZM254 98V99H253ZM69 99V100H68ZM129 99V100H128ZM15 100H18V99H15ZM18 100V103L19 102H21V100L19 101ZM91 100H93V99H91ZM124 100V101H123ZM128 100V101H127ZM94 101H96L95 100V97H94ZM93 101V102H94ZM128 102L127 103V105H124V107H123V105H122V102ZM17 102V101H16ZM70 102V101H69ZM253 102H255V104L257 105H255V104H253ZM40 104H41V106L42 105H44L43 107H41L40 106ZM74 104V105H73ZM126 104V103H125ZM73 105V106H72ZM130 105V106H129ZM254 105V107H252ZM32 106H34V108L32 107ZM50 106V107H49ZM77 106H79L78 108H77ZM88 106V105H87ZM48 107H49V109H48ZM138 106H136V108H137ZM36 108V109H35ZM54 108V107H53ZM80 108V109H79ZM88 108H85V109H88ZM136 108H134L133 110H137V109H139V108H141V107H138L137 109ZM247 108V107H246ZM258 108V109H257ZM32 109H34V112H32L33 110ZM96 109V108H95ZM111 109V108H110ZM131 109V108H130ZM255 110V111H253V110ZM97 110V109H96ZM122 110V109H121ZM56 111V110H55ZM54 111V112H55ZM111 111H112V109H111ZM114 112H116L117 113V109H116V111L115 110H113ZM125 111V110H124ZM39 112V111H38ZM39 112V113H40ZM119 112V111H118ZM34 113V114H33ZM50 113H51V115H50ZM84 114V116H82L81 114ZM128 115H127V114ZM87 114V115H86ZM120 114V113H119ZM9 115V114H8ZM49 115V116H48ZM98 115H100V117L98 116ZM228 116H229V118H234L231 114H227ZM38 116V117H39ZM44 116H48V117H50V118H47V117H45V120H44ZM63 116V115H62ZM77 116V115H76ZM88 116V117H87ZM97 116V117H96ZM101 116H103V119H102V117ZM141 116V115H140ZM246 116H248L247 118H246ZM7 117H9L8 119H7ZM82 117H87V119L88 120H86V118L84 119V118H82ZM98 117L99 118H101V121L98 119ZM134 117V116H133ZM5 118V120H2V119H4ZM30 118V119H29ZM35 118H37V116L35 117ZM90 118H93V120H91ZM120 118H121V115H120ZM127 118V119H126ZM136 117H134V119H135ZM143 118H145L144 116H143ZM6 119L8 120V121H10L11 120V122H9V124L7 123L8 121H6ZM16 119V118H15ZM56 119V120H55ZM83 119L84 120H86V122L85 121H83ZM130 119H132V118H130ZM129 119V120H130ZM32 120V121H31ZM57 120H58V123H57ZM82 122H81V121ZM91 120V121H90ZM144 120H146V119H144ZM29 121H31L32 122V124L34 123H37V125L39 124V126L40 125H42L41 126V128H43L44 127V130H45V128H46V130L42 133V132H39L40 130H41V128L39 127V126H34V124L32 125L31 124V122L29 123ZM42 121V122H43ZM80 121V122H79ZM89 121V122H88ZM121 121H122V124H123V120L121 119ZM41 122V123H42ZM70 122V123H69ZM92 122H94V127H93V123ZM142 122H144L143 124L146 126H148L149 128H153V130L151 129V131H152V134H151V132H148V131H145V130H148V127L146 126V129H145V126H143V124H142ZM246 124H245V123ZM14 123V125L13 126H15V128H16V130H17V132H19V133H17L16 131V133L17 134H15V132L13 133V129H14V127L12 126V125H10V124H13ZM16 123V124H15ZM55 123H57V124H55ZM59 123L61 124V126L59 125ZM63 123H65V124H63ZM89 123V124H88ZM100 123H99V125H100ZM135 123L137 124V125H135ZM8 124V125H7ZM74 124V125H73ZM88 125V127L86 126V125ZM96 124V125H95ZM141 124H142V126H141ZM57 125V126H56ZM129 125H131V126H129ZM10 126L12 127V130L10 129ZM46 126H49V125H46ZM53 126H56V127H58V134L56 133V131L57 130H55L56 128H54ZM97 128H96V127ZM137 126V127H136ZM249 128H247V127ZM37 127H39V128H37ZM60 127H64L63 129L62 128H60ZM125 127V126H124ZM140 128V130H139V128ZM142 127V128H141ZM251 127H253V128H255L253 131H252V129H251ZM59 128H60V130L62 129L64 132H62L61 131V135H70L68 138H66L65 136H64V138L63 139H65L64 141H66V140H70L71 138H72V140L74 139H76V138H78V135H80L81 137H83V135H85L84 137H83V139L88 135L87 133H90L92 136H90V134H89V136H87V137H89V139H87L88 141H84V142H86V143H83V144H81L82 143V141H83V139L81 138V137H79L78 138V140L79 139H81V140H79L81 143H77L78 144V146H77V144H75V141H74V143L70 140H68V142H72V143H67V141L66 142H62V136L61 135H59V132H60V130H59ZM109 128V129H108ZM144 128V129H143ZM10 129V130H9ZM19 129V130H18ZM65 129V130H64ZM68 129V133H67V130ZM79 129V130H78ZM94 129H97L98 130V132H99V134L101 133V135L100 136H102L101 138H102V140H104V142L102 141V140H100V137L98 136L99 134H98V132L96 131V130H94ZM107 129V130H106ZM112 129V131H113V133H110L109 134V130H111ZM125 129V130H126ZM129 129V130H128ZM143 129V130H142ZM15 130V129H14ZM32 130H33V132H32ZM35 130H37L36 132H39V133H35L34 131ZM100 130V131H99ZM9 131H11V135L13 134L14 136H12V138H10L11 137V135H9L10 133H8ZM48 132L49 134H50V132L51 133H53L54 132V134L57 136H61V137H56L54 134L52 135V134H50V135H52V137L53 136H55L56 138H57V144H55L56 142H55V140H54V142L52 141V140H50L53 144H55V146H56V149L57 150H60L62 153H65L66 155H67V153H69L70 155L68 156H66L65 154H64V157H66V158H61V156H63L62 155V153L61 152H59V154L61 155L60 156V158H59V156H58V151L56 150V152H55V150H54V152L55 153H53L55 156H53V154L51 153V152H49L48 151V149H47V147H45V145L47 144V143H45L46 141H44L47 137H49V135H47V137L46 136H44L45 134V132ZM83 131H85V132H87V133H85V132H83ZM96 131V133L94 134V132ZM104 131V132H103ZM105 131H106V133L108 134H106L105 133ZM111 131V132H112ZM115 131V132H114ZM130 131V132H129ZM131 131H132V133H131ZM133 131H136V134H137V132H138V134L140 135V136H142V139L140 140L141 142H142V140H145L144 141V144L146 143H148L147 145L149 146V147H147V145L145 146L143 143H140V141H137V143H139V144H141V147H139V148H144L145 150L146 149H148V150H146V152H147V154L149 155H151V157L152 158H150V160L152 161V162H148L149 161V159H147V158H149L150 157V155H149V157H144L146 160H144V158H143V155H146V154H144L145 153V150H143V149H138V150H136L137 149V147L138 146H140V145H137L136 143V146L134 145V142H136V139L137 138H139L140 136H136V135H134L135 133L133 132ZM144 131V132H143ZM150 131V130H149ZM254 131H256V132H254ZM24 132V133H23ZM65 132H66V134H65ZM145 132H148V134L150 135V136H147V135H145L146 133ZM254 132V133H253ZM257 132H259V133H257ZM261 132H262V134H261ZM29 133V134H28ZM30 133H32V134H30ZM103 133H105L106 135H102ZM127 133H128V135H127ZM145 133V134H144ZM157 133V134H156ZM20 134H21V136H20ZM39 135V136H41L42 134H44V135H42L41 136V139H39V137L38 136H36L35 137V135ZM41 134V135H40ZM76 134H78V135H76ZM96 134H98V135H96ZM111 134H114V138H113V140H112V137H111ZM117 134V135H116ZM125 134V135H124ZM17 135H19V136H17ZM119 135L121 136V138H118L119 137ZM124 136V138H123V136ZM127 135V136H126ZM134 135V136H133ZM151 135H152V137H151ZM154 135H156V137H154ZM158 135H159V137H158ZM16 136H17V138H16ZM26 136L27 137H30V142L31 143H36L37 141H39V142H37V144L39 145V147H41L42 148V150H43V152H42V150L41 151H38V150H36L35 152H34V149H32V147L30 146V144H26V143H24V139H26ZM43 136L45 137V139L43 138ZM93 136H95L94 138H93ZM104 136L107 138L108 136L109 137H111V140L109 139V138H107L108 139V142H117V140L119 139V141L117 142V144L119 145V147H118V145L117 144H115L116 146H117V148H116V146L114 147V146H111V145H113L112 143L111 144H109L108 146H107V141L105 140L106 138H104ZM113 136V135H112ZM118 136V137H117ZM125 136L127 137L126 139H125ZM134 137L133 139L134 140H132V139H130V140H132V141H130L129 140V137ZM262 136H263V138H262ZM0 137H2V135H0ZM32 137V138H31ZM34 137V138H33ZM55 137H54V139H55ZM76 137V138H75ZM86 137V138H87ZM99 137V138H98ZM137 137V138H136ZM150 137V138H149ZM158 137V138H157ZM160 137H163L164 138V140L162 141V139L160 138ZM166 137V138H165ZM243 137V138H242ZM258 137L263 141V142H261V140L260 139H258ZM10 138V139H9ZM16 138V139H15ZM91 138V139H90ZM96 138V139H95ZM117 138V139H116ZM122 138H123V140H122ZM141 138V137H140ZM139 138V139H140ZM151 138H153L154 140H155V138L158 140H160L161 141V143L163 144V143H165L164 145L166 146V147H170V145H171V148H172V151H171V153H174V152H176V155L177 156H171L172 154H170V150H171V148L169 149H167V148H165V150H167V152H168V154H167V152H166V154L165 153H163L162 151H163V149H164V145H163V147L161 146L162 144L160 143V141H159V145H160V147L158 148V147H156V145H154L153 146V144L152 143H157L156 141L157 140H152V141H154V142H152V141H150V139ZM17 139H19V140H17ZM92 139H94V141H92ZM115 139H116V141H115ZM123 141H121V140ZM128 139V141H130L131 143H132V145H134V147L132 146V145H130V144H128V142L126 143V141L125 140H127ZM241 140L242 141V143L241 142H238V140ZM255 139V140H256ZM33 140V141H32ZM37 140V141H36ZM60 140H61V142H60ZM77 139H76V142H79ZM86 140V139H85ZM91 140V141H90ZM95 140H97V142H98V144L99 143H102V146L104 145L105 147H102L100 144V148L102 147L103 149H97L96 147L98 146V144H97V142L95 141ZM110 140V141H109ZM171 140V139H170ZM169 140V141H170ZM237 140V141H236ZM239 140V141H240ZM247 139L246 138H244V136H241V137H239V136H237V137H235V142H237L238 144H242L243 146H245L244 148H249V146H248V144H249V141H246ZM18 141V142H17ZM40 141H41V144H45L44 145V147H43V145L41 146V144H39L40 143ZM43 141H44V143H43ZM90 141V142H89ZM165 141V142H164ZM60 142V143H59ZM94 142L96 143L95 145H93L94 144ZM106 142V143H105ZM152 142V143H151ZM245 142H248V144L247 143H245ZM9 143H10V145H11V150L9 149V147H10V145H9ZM62 143V144H61ZM87 143H90L89 144V146H88V144ZM122 143V144H121ZM170 143V144H169ZM245 143V144H244ZM18 144V145H17ZM58 144H60V146H62L63 144L64 145H66V144H68V145H66L65 146V148L64 149H66V150H61V149H63V148H61L60 146H58ZM75 144V149H76V151H72V149L74 148V147H72V145H74ZM79 144H81V145H79ZM87 144V145H86ZM126 144L127 145H130L131 147L130 148H128L127 146H126ZM169 145V146H167V145ZM14 145V146H13ZM63 145V146H64ZM71 146V150L70 151H68L69 149V147ZM84 145V146H83ZM93 145V146H92ZM123 145V146H122ZM142 145L143 146H145V147H142ZM241 145V146H242ZM262 145H263V147H262ZM9 146V147H8ZM22 146V147H21ZM30 146V147H29ZM47 146V145H46ZM69 146V147H68ZM86 146L88 147V148H86ZM95 147V148H92V147ZM112 148H111V147ZM123 148H122V147ZM124 146H126V147H124ZM158 146V145H157ZM243 146H242V148H243ZM261 146V147H260ZM13 147L15 148V147H17V149L15 150V149H13ZM19 147H20V149H19ZM59 149H58V148ZM68 147V148H67ZM79 147H82V149L84 148L85 149V151L86 150H89L90 152H91V155H90V159H93V158H95V159H97V156L98 157H102V159L103 158H105L106 160H105V162L102 160V162H101V159L99 158L97 161L95 160V162L92 160V161H90L89 163L87 162V164L89 165H95V167L93 166V168H95V169H93V171L92 170H90V169H92L91 167L92 166H90V167H88L89 168V170H88V168H87V164L86 165H83V166H85L84 168L86 169V171H85V169H83V166H82V168H80V166L82 165V163L83 164H85L84 162L86 161V160H88L89 161V157H86L87 156V153H89L90 154V152H88L87 151V153L84 151V150H81L80 151V149H79ZM147 147V148H146ZM28 148V149H27ZM30 148V149H29ZM77 148H78V150L80 151V155H83L84 154V156H81V157H83L82 159L80 158V155L78 154L79 153V151L77 150ZM99 148V147H98ZM106 148H108V149H105ZM109 148H111V149H109ZM120 148H121V154L118 152V151H120ZM125 148V149H124ZM133 148V149H132ZM136 148V149H135ZM153 148V149H152ZM157 148V149H156ZM163 148V149H162ZM185 148H187V149H189V151L188 150H185ZM29 150V151H27V150ZM94 149H97V150H94ZM132 149V151H130ZM156 149V150H155ZM173 149H176L175 151L173 150ZM194 149V150H193ZM263 150V154H261L262 153V150ZM20 150H21V152H20ZM98 150L99 151H101L102 152V156H101V152H98ZM105 150V151H104ZM110 150H112V151H110ZM113 150L115 151V150H118L117 152L115 151V152H113ZM122 150H123V153H122ZM128 151V152H126V151ZM140 150H142L143 151V153L141 154V152H140ZM158 150V151H157ZM169 150V151H168ZM180 150H182V151H180ZM185 150V151H184ZM63 151H67V152H63ZM78 151V152H77ZM97 151V152H96ZM108 152L107 154H109V152H110V155H111V157H112V159L110 160V155L109 156H107V154L105 153V152ZM138 151V152H137ZM154 151V152H153ZM179 151H180V154H179ZM183 151H184V153H183ZM186 151L187 152H189L188 154H190L191 156L189 157V155L186 153ZM14 152H15V154H14ZM27 152H29V153H27ZM31 152V153H30ZM38 152V153H37ZM41 152V153H40ZM73 152V153H72ZM75 152H76V156L75 155H72V154H75ZM92 152L93 153H95V155H97V156H92ZM113 152V153H112ZM140 152V153H139ZM155 152H157V153H155ZM159 152H161V154H165V155H160V153ZM252 152H255L256 153V155H254V154H252ZM10 153H12V154H10ZM19 153V154H18ZM112 153V154H111ZM114 153H117V154H115L116 156L118 155V154H120V155H122V156H120V155H118L117 156V158H116V156L114 155ZM124 153L126 154V155H124ZM127 153H131V154H133V155H135V157L133 158H131V156H133V155H128ZM136 153V154H135ZM159 153V154H158ZM0 154V155H1ZM28 155V157L26 158V156ZM31 154V155H30ZM33 154V155H32ZM46 155L45 156V160H44V156H42V155ZM88 154V155H89ZM175 154V153H174ZM183 154H184V156L185 157H187L186 155H188V157H189V160L191 161V162H188V163H194V161L196 162L195 164H191L192 166H186L187 164V161H188V158L186 159H184V158H181V157H183ZM193 154V155H192ZM20 155V156H19ZM79 155V156H78ZM86 155V156H85ZM107 156L108 158H106L105 156ZM114 155V156H113ZM137 155V156H136ZM148 155H146V156H148ZM158 155V156H157ZM179 155H181V156H179ZM252 155V156H251ZM258 155H259V157H258ZM32 158H31V157ZM43 158H42V157ZM49 156V157H48ZM51 156V157H50ZM53 156V157H52ZM76 157V158H74V157ZM91 156L93 157V158H91ZM140 157V159L142 160V161H144V162H141V164L138 162L140 159H138L139 157ZM160 156V157H159ZM250 156V157H249ZM3 157H6L7 159H6V164H5V161H3ZM22 157H23V159H22ZM36 157V158H35ZM71 159V160H69V162L67 161L69 158ZM85 157V158H84ZM114 157V158H113ZM119 157H122L121 159H123V160H126L127 159V161H128V159H129V157H130V159H129V161L128 162H124L125 164H122V163H119V162H123V161H121V159L119 158ZM138 157V158H137ZM156 157V158H155ZM161 157H165L164 159L163 158H161ZM168 157H176V159L175 158H171V160H170V158H168ZM178 157L179 158H181V159H183V161L182 162H184L185 163V165H184V163L183 164H181V163H178L179 161H178ZM201 157V156H200ZM28 158H29V160H28ZM31 158V159H30ZM49 158H51V160L49 159ZM55 158H59V160L58 159H55ZM87 158V159H86ZM259 158H261V159H259ZM12 159H14V160H12ZM34 159V160H33ZM55 159V160H54ZM60 159H61V161H60ZM65 159V160H64ZM67 159V160H66ZM77 159H78V161H79V159H80V161H79V164H78V162H77ZM84 159H86V160H84ZM109 160V163L112 165V166H110V164L108 163V160ZM114 159V160H113ZM119 160L120 159V161L118 162V161H116V160ZM132 159H133V161L134 162H132L133 163V165H131V162H130V160L132 161ZM138 159V160H137ZM152 159H154V160H152ZM156 159V160H155ZM157 159H160L161 160V162L158 160V162H160L159 164L160 165H163V166H160L159 164H158V162H157ZM165 159L167 160V161H165ZM174 159H175V161L176 162H174ZM26 160H28L29 162H27V164L25 163L26 162ZM53 160V161H52ZM56 160H58V161H56ZM76 161V163H72L73 164V166H77V168H78V170L76 171V169L75 168H73L72 167V165H71V167H70V165L69 164H71V161ZM83 160H84V162H83ZM116 161L115 163H114V165H113V163H111V161ZM140 160V161H141ZM163 160V161H162ZM180 160V159H179ZM186 162H185V161ZM258 160V161H257ZM34 161V162H33ZM60 161V162H59ZM64 161H66L67 163H64ZM82 161V162H81ZM173 161V162H172ZM193 161V162H192ZM202 161H203V157H202ZM205 161V160H204ZM10 162V163H9ZM35 162H37L36 164L37 165H35ZM38 162H41V165H40V163H38ZM94 162V163H93ZM130 162V163H129ZM135 162H137L136 163V166H134L135 165ZM157 163V165H155V163ZM12 163H13V165H12ZM80 163H81V165H80ZM108 163V164H107ZM127 163H129V164H127ZM139 163V164H138ZM146 163H148L149 165H152V167H155V168H152V167H150V168H152L154 171H152V169H150L149 167V172H148V168L146 167ZM154 163V164H153ZM166 163H168V165L166 164ZM170 163V164H169ZM204 163V162H203ZM202 163V164H203ZM206 163V162H205ZM204 163V164H205ZM6 165V166H4L6 169H4V167H3V165ZM51 164H54V166L56 167V164L57 165H59L58 166V168L56 169V170H58L59 168V170L58 171H56V172H58V174L60 173L59 171H61V173H60V176L58 175V177L60 178H58L56 175H55V173L56 172H54L53 173V170H54V166L53 165H51ZM63 164V165H62ZM64 164H66V165H68V169L69 168H71V169H69V171L68 172H73V175L72 174H70V173H68L67 171H65L66 169H63V168H67V166L65 167L64 166ZM77 164V165H76ZM115 164H117V165H119V166H116ZM121 164V165H120ZM127 164V165H126ZM140 165V166H138V165ZM143 164H145V168L143 167V169L144 170H142V168H141V165L142 166H144ZM175 164H179L180 166H181V168H180V166H178L179 168H176V166L177 165H175ZM208 164V165H209ZM9 165V166H8ZM29 165H31V166H29ZM35 165V166H34ZM38 165H40L39 167H38ZM48 165H50L51 166V168H52V170H51V168H50V166H48ZM123 165V166H122ZM155 165V166H154ZM159 165V166H158ZM170 165H172V166H170ZM173 165H175V167H173ZM183 165H184V167L185 168H187L188 170H185L186 171V173H183V172H185L184 170H182L184 167H183ZM201 165V166H200ZM207 165V166H208ZM211 165H212V163L210 164V166H208L209 168L211 167ZM254 165H255V167H254ZM42 166V167H41ZM45 166H47L48 168H50L49 170H47L48 168H46ZM53 166V167H52ZM148 166V165H147ZM168 166H169V169H168ZM193 166H194V168H193ZM197 166V167H196ZM252 166L254 167L253 169H255V170H252ZM13 167H15L16 169H14ZM26 167V168H25ZM32 167H34L36 170H37V168L39 169L38 170V172L37 171H35L34 169H31ZM46 169H45V168ZM139 167V168H138ZM156 167H162L160 170L159 169H157ZM147 168V169H146ZM175 168V169H174ZM190 168H191V170H190ZM193 168V169H192ZM195 168H197L196 170H195ZM67 169V170H68ZM74 169V170H73ZM79 169H83L82 171L81 170H79ZM96 169H98L97 171H98V173L96 172ZM141 169V170H140ZM158 170V172H157V170ZM171 169H173V170H177L176 171V176H177V178L176 177H174L175 176V171H171V173L173 174V175H171V173H170V170ZM180 169V170H179ZM9 170V171H8ZM18 170H19V172H18ZM32 170H34V171H32ZM41 170V171H40ZM45 170V171H44ZM47 170V171H46ZM72 170V171H71ZM95 170V171H94ZM150 170H151V172H153V173H150ZM155 170H156V173H155ZM190 170V171H189ZM10 171H12V172H10ZM14 171V172H13ZM44 171V172H43ZM51 171H52V173L53 174H51ZM63 171H64V173L66 172V173H68V174H64L63 173ZM75 171V172H74ZM79 171V173H80V175H82L81 177H83V175H87L88 173H89V175H88V177L90 176L91 177V175H92V173L94 174V172H95V176H97V178L98 177H100L101 176V179L100 178H98V182L97 181H91V180H96L97 178H88L87 180H84L85 178H87V176L85 175V177H84V179L83 178H80V177H78L79 175H76L77 173L76 172H78ZM88 171H90V172H88ZM138 171H140V172H138ZM144 171H145V174H144ZM159 171H161L163 174H161V173H159ZM187 171H188V173H187ZM247 171V172H246ZM2 172V173H1ZM16 172H18V173H16ZM25 174H23V173ZM34 172V173H33ZM41 172V173H40ZM45 172H48V173H45ZM85 173V174H82V173ZM87 172V173H86ZM178 172V173H177ZM180 172H182L181 174H180ZM249 172V173H248ZM31 173V174H30ZM36 173V174H35ZM43 173H44V175H46L48 178H50L51 176L53 177V178H58L59 179V181L60 182H62V183H68V185H69V192H71V194H69L68 195V197H67V199H64V197L63 196H61V194L58 192L57 193V191H56V193L57 194H59V196L57 195H55L54 193H55V191H54V193L52 192L53 190H51L52 188H50V186H49V183H47V182H45L44 181V179H41V177H42V175H43ZM91 173V174H90ZM147 173H150L149 175H151V174H153V177H152V175L151 176H149ZM167 173V174H166ZM190 173V174H189ZM251 173V174H250ZM34 174H35V178L33 177L34 176ZM38 174V175H37ZM57 174V173H56ZM96 174H99V175H96ZM148 176H147V175ZM156 174V176H157V179L159 178V179H161V180H163V182L164 183H162L161 182V180H159L160 181V183H162V184H164L163 186H162V184H161V186L162 187H160V186H158V183L159 182H157V183H155L156 181H158L157 179H156V176H155V178H154V175ZM183 174H184V176L185 177H183ZM240 174V175H239ZM241 174L243 175V176H241ZM12 175V176H11ZM13 175L14 176H16V177H13ZM22 175H24L23 177H22ZM40 175V176H39ZM54 175V176H53ZM68 175H70V177H71V180H70V177L68 176ZM74 176L73 178L75 179H73L72 178V176ZM102 175H105L104 176V178H102L103 176ZM160 175H163V177H166L167 175L168 176H170L169 178H167V181H166V183H169V185L168 184H166L165 183V181L164 180H166V179H164L163 177L161 178V176ZM178 175H180V176H178ZM188 175V176H187ZM250 177H249V176ZM254 175V176H253ZM25 176H26V178H25ZM45 176V177H46ZM64 176V177H63ZM106 176H108L107 177V179H106ZM160 176V177H159ZM235 176H236V179L237 180H235ZM248 176V177H247ZM252 176V177H251ZM12 177V178H11ZM51 177V178H52ZM77 177V178H76ZM147 179H145V178ZM148 177H150V181H149V178ZM182 177V178H181ZM187 177V178H186ZM190 179H189V178ZM30 179V180H33V181H30V180H28V179ZM32 178V179H31ZM65 179V180H63V179ZM78 178L80 179L79 181H78ZM151 178H153L152 180H151ZM180 178V179H179ZM184 178H186V179H184ZM252 178V179H251ZM22 179H23V181H22ZM37 180L36 181V183H34L35 182V180ZM76 181L77 180V183L75 182V184L73 183L74 181ZM82 179V180H81ZM91 179V180H90ZM106 181H104V180ZM156 179V180H155ZM175 179H177V180H175ZM184 179V180H183ZM189 179V180H188ZM228 179V180H227ZM246 179H248V180H246ZM4 180H7V181H4ZM21 180V181H20ZM42 180V181H41ZM63 180V181H62ZM101 182H100V181ZM142 180L144 181V185H143V182H142ZM173 180V181H172ZM180 180V181H179ZM181 180H183V181H181ZM189 181L190 183H188L187 181ZM196 180V179H195ZM219 180H222L223 182H221V181H219ZM227 180V181H226ZM239 180V181H238ZM11 181V182H10ZM15 181V182H14ZM27 181V183H25ZM65 181V182H64ZM80 181H85V182H83V184H79L78 182H80ZM86 181H89V182H86ZM110 181V182H109ZM113 182V184L115 185V188H117L116 189V191H113V190H115V188H114V185H113V189H111L112 187H110V184H111V186H112V182ZM147 181H149L150 183H152V184H149V182L147 183ZM155 181V182H154ZM169 181V182H168ZM215 181H217V182H215ZM226 181V182H225ZM232 181V182H231ZM4 183V185L2 184V183ZM19 182V183H18ZM20 182H22V183H20ZM39 184H38V183ZM43 182V183H42ZM92 182H96V183H93L92 184ZM170 182H174V183H176V184H170ZM178 182V183H177ZM181 182V183H180ZM184 182H186V183H184ZM202 181H199V184L201 183ZM204 182V181H203ZM218 183V185L220 184V187H219V189L220 190H222V187H223V192L222 191H218L219 192V195H218V192L216 191V189L217 188H215V187H217L218 185H215V183ZM238 182V183H237ZM8 183V184H7ZM29 183V185H27L26 186V184H28ZM31 183H33V184H31ZM85 183H87V185L85 184ZM104 184V185H101L100 186V184ZM107 183H108V185H107ZM179 183H180V186H181V188H180V186H179ZM226 183V184H225ZM229 183H231V184H229ZM45 184V185H44ZM47 184H48V186H47ZM88 184H90V185H98V187H95V188H93V186L92 187H90V185L88 186ZM149 186H148V185ZM188 186V187H186V185ZM44 185V186H43ZM142 185H143V188H142ZM146 185V186H145ZM153 185H156L155 186V188H154V186ZM165 185H166V187H165ZM170 186L169 188L171 189V191H172V193H177L176 195H174V194H172V193H170L169 192V188H167L168 186ZM174 185V186H173ZM176 185V186H175ZM189 185H190V187H192V189L189 187ZM201 185H202V183H201ZM215 185V186H214ZM225 185V186H224ZM227 185H229V189L227 188ZM237 185V186H236ZM4 186H5V188H4ZM20 188H19V187ZM29 186V187H28ZM80 186V188H78ZM83 186V187H82ZM99 186H100V188L101 187H104V188H102V189H104V190H101L100 188H99ZM108 186V187H107ZM153 186V187H152ZM172 186H173V188L175 189L174 191L172 190L173 188H172ZM185 186V187H184ZM233 186V187H232ZM76 187L78 188V189H76ZM144 187L146 188V190L144 191ZM156 187H158V189H160V188H163V187H165V189L163 188V189H160L159 190V196L161 197V199H157V198H159V196H158V193H157V188ZM160 187V188H159ZM179 187V188H178ZM204 187V186H203ZM231 187V188H230ZM34 188V189H33ZM42 189V191H43V188H45V190L44 191H46L47 189H50L51 190V193L52 194H50L49 192H50V190H47V192L45 193L44 191V193L43 192H39L40 191V189ZM47 188V189H46ZM72 188V189H71ZM88 188V189H87ZM99 188V189H98ZM106 188H110L111 189V191H107V189ZM142 188V189H141ZM168 189V191H167V189ZM187 188V192L185 191V189ZM212 188V189H211ZM227 188V189H226ZM6 189V190H5ZM9 189V190H8ZM33 189V190H32ZM37 191H36V190ZM73 189H75V190H73ZM153 189H156V191L154 192L153 191ZM190 189V190H189ZM226 189V190H225ZM1 190H2V192H1ZM23 190H25V191H23ZM29 190V191H28ZM35 190V191H34ZM142 190H143V193H141L142 192ZM165 190V191H164ZM229 190V191H228ZM27 191L28 192H31V193H29V194H31V195H28V197L26 196V194H27ZM91 191V192H90ZM120 191V192H119ZM161 191H164L163 193L164 194H166V191L168 192L166 195L168 196V198H169V196L171 197L172 195L173 196H177L178 194H179V196L181 197L182 196V199L183 198H185L184 200L186 201L187 199V201L188 202H192V204H193V202H194V204H197V201L198 202H200V204L199 205H201V203H203L202 204V207L203 208H205L206 207V205H209V206H207V207H209L210 208V211H212L211 213H209L210 211H209V209H207V207L205 208V209H207L206 211L211 215V217L208 219L207 217H208V213H207V215H205V216H207L206 218H207V220H206V218H205V221H204V223H203V227L204 228H206V230L203 228V230H204V232H203V234H201V237H199L200 236V234L199 235H197L196 236V234L195 235H190L188 232H186L187 234L185 235V233H183V235H185V236H187V237H182V236H180V229H178L177 228V231H176V229H174V232H177V233H179L178 234V236H176V241H171L170 239H169V237H163V235L164 234H167L168 233V230H166L165 228V231L166 232H164V230H163V228L161 227L162 225H161V222H162V224H164V221H165V219L167 218V216H168V212H166L167 210H169L168 209V207H167V205H168V203H169V199L167 198V196L165 195V196H163L162 194V192ZM181 191H183V192H181ZM201 191V192H200ZM213 191V192H212ZM216 191V192H215ZM226 191V193H224ZM36 192H38V193H36ZM93 192V193H92ZM113 192V193H112ZM144 192H147L146 193V195H147V197H149V198H143V196H144ZM150 192H152V195H153V197H152V195L150 194ZM195 192V193H194ZM217 194H215V193ZM221 192V193H220ZM26 193V194H25ZM36 193V194H35ZM39 193H42V194H39ZM50 195V196H52L53 197V195L54 196H56V197H54V198H51V197H49V200L50 201H44L45 203L43 204V206H42V201L43 200H46V199H48V194ZM106 193H107V195H106ZM126 193V194H125ZM225 194L226 195V197H225V195H223V194ZM90 196H89V195ZM110 194H112V195H110ZM124 196H123V195ZM150 194V195H149ZM170 194H172V195H170ZM185 194H186V196H185ZM39 195V197H41V198H39V197H37ZM45 195V196H44ZM122 195V196H121ZM141 195H143V196H141ZM145 195V196H146ZM188 195H191V196H188ZM214 195V196H213ZM16 196V197H15ZM46 196H47V198H46ZM88 196H89V198H88ZM111 196V197H110ZM112 196H113V198H112ZM116 197V199H114L115 197ZM132 196H133V199H132ZM144 196V197H145ZM151 196V197H150ZM179 196H177V197H179ZM184 196V197H183ZM202 196V197H201ZM217 196V197H216ZM219 196H220V198L222 199V200H220L219 199ZM22 197L24 198L25 197V199H23L22 200ZM29 197H32L31 198V200H30V198ZM33 197H34V199H33ZM121 197H123V199H121ZM127 197V198H126ZM179 197V198H180ZM189 197H191V199L189 198ZM192 197L196 200V198L198 197V200H196V202H195V200L193 201L192 200ZM199 197H201L200 199H199ZM223 197V198H222ZM54 199L56 202L55 203H57V204H61L62 202V204H63V206H62V208L64 207L65 208V210L66 211H63L64 209H62L61 208V206L60 205H58V206H56V204H55V206L56 207H58V208H60L64 213L62 214L61 212H59L58 211V209L56 210V211H58L57 213H59L57 216H58V218L60 217V216H62V217H60L59 219H65V218H67V221L70 223V227H69V225H67L66 227H68V228H70V229H67L65 226H64V224H65V222H67V221H65V222H62L63 220H61V222L59 223L58 222V220L59 219H57V222H55L56 221V219H54L56 216V211L55 212H52L53 214H55V215H52V213H51V211H53L52 209H51V211H50V209H49V207H51L52 205V207L54 208L55 206H54V203H53V201L51 200V199ZM106 198V199H105ZM110 198H111V200H110ZM132 199L131 201H133L132 203H135V206L138 204V207L136 206H134V205H132L130 202L128 203V199ZM152 198V199H151ZM155 198H156V202H155ZM167 198V199H166ZM187 198V199H186ZM22 201H21V200ZM26 199L28 200L27 202H25L26 201ZM59 199V201L60 202H57V200ZM114 199V200H113ZM129 199V200H130ZM148 199H151V201L150 200H148ZM215 199H219V200H217V203H218V201L220 202L219 204H215ZM25 200V201H24ZM34 200V201H33ZM62 200V201H61ZM84 200V201H83ZM123 200V201H122ZM144 200H147V204H146V201H145V203H142V202H144ZM157 200H159V201H161L162 202V205H164V206H162V205H160L159 207L162 209H160L159 207L157 208V207H155V205L156 206H158L159 204H161V202H159V203H157ZM191 200V201H190ZM205 200V201H204ZM35 201H37V203L39 204V207L40 206H42V208L43 207H45V209H44V213L45 212H47V211H45L47 208V210H48V212H49V214L50 215H52V217L50 216L49 217V214H47V217H49L50 218V220H51V218H53V216H54V218L51 220L52 221V226L49 224L50 222L48 221V219H46L47 220V222H46V220H45V218H46V213H45V215H43L42 216V214H40V213H43L42 211H41V207L40 208H36L37 206H32L33 207V210H35V208H36V210L37 211H39V209H40V211H39V213L36 211V214H37V216H35V220H34V216L33 215H30V217H32L33 218V220L34 221H32V220H30V219H28V218H30V217H28L29 216V214L27 213V212H29V209L30 210H32V207H31V205H30V207H29V203L30 204H32L33 202H35ZM41 201V204L39 203V202ZM125 201V202H124ZM149 201V202H148ZM165 201V202H164ZM213 201V202H212ZM26 204H28V205H25V203ZM29 202V203H28ZM153 202V203H152ZM188 202H187V204H188ZM47 203V204H46ZM51 204V206L49 205V204ZM154 203H156V204H154ZM164 203V204H163ZM210 203H212V204H210ZM35 204V203H34ZM38 204H36V205H38ZM47 205V208H46V205ZM61 204V205H62ZM65 204H68V207L65 205ZM86 204H87V206H86ZM131 204V205H130ZM141 204H143L142 205V207L140 206ZM145 204V205H144ZM148 204H150L151 206H148ZM165 204H166V206H165ZM186 203H185V206L187 205ZM206 204V205H205ZM23 205L24 206H27L26 207V209L28 208V210L27 211H25L26 209H24L25 207H23ZM33 205V204H32ZM66 207H65V206ZM129 205L131 206V207H129ZM146 205L151 209V213L149 212V210H148V212L150 213H148V212H145V211H147V209H148V207L146 208ZM153 205V206H152ZM198 205V204H197ZM60 206V207H59ZM133 206V207H132ZM139 206L142 208V210H140L139 211ZM145 208H144V207ZM188 206H190V203L188 204ZM216 208H215V207ZM164 207V208H163ZM187 207V206H186ZM185 207V208H186ZM213 207H214V209H213ZM132 208V209H131ZM144 208V209H143ZM190 208V207H189ZM56 209V208H55ZM59 209V210H60ZM70 209V210H69ZM76 209V210H75ZM128 209H130V210H128ZM164 209H166V210H164ZM21 210V211H20ZM32 210V212L34 213L35 211H33ZM60 210V211H61ZM125 210H128L129 211V213H128V211L126 212ZM145 210V211H144ZM161 212H160V211ZM153 211V212H152ZM67 214H66V213ZM82 212V213H81ZM141 213V216H140V213ZM168 213V214H166L167 216H166V218H163V216L165 217V213ZM24 213V214H23ZM27 215H26V214ZM30 214H31V211L29 212ZM32 213V214H33ZM43 213V214H44ZM60 213H61V215H60ZM146 213L147 214H149V215H146ZM157 213L159 214L158 216H160V217H158V216H156L157 215ZM155 214V215H154ZM162 216H161V215ZM23 215V216H22ZM123 217H122V216ZM155 217H154V216ZM26 216H27V219H26ZM38 216H40V217H38ZM45 216V218H43L42 219V217H44ZM64 216H66V217H64ZM151 216H153V217H151ZM64 217V218H63ZM150 217V218H149ZM23 218H25L26 220L25 221H27V222H25L24 221V219ZM31 218V219H32ZM38 218H39V220H38ZM57 218V217H56ZM154 218V220H152ZM157 218H160V221H161V219H164V221L162 220L161 222L160 221H158L159 219H157ZM211 218H212V220H211ZM22 219H23V221L24 222H22ZM131 219V220H130ZM151 220L150 222L148 221V223H146V221L145 220ZM157 219V221L158 222H160V223H158L157 221H155ZM44 220V222H42V221ZM53 220H55V221H53ZM144 221V223H146L147 224V226H146V224H144L142 221ZM35 221H36V223H39V225H37L38 227L37 228H35L37 231V233L35 234V229H34V226H36V224H35ZM38 221V222H37ZM60 221V220H59ZM139 221V222H138ZM23 223L22 225L23 226H19L20 225V223ZM43 224H42V223ZM53 222H55L54 224H53ZM132 222V223H131ZM19 223V225H17ZM26 223V224H25ZM30 223H31V225H30ZM33 223V224H32ZM57 223V224H56ZM63 223V224H62ZM74 223V224H73ZM28 224L30 225V227L28 226ZM35 224V225H34ZM45 224H46V226L47 227H45ZM59 224H62V226L61 225H59ZM66 224H68V223H66ZM155 224H156V226H155ZM0 225V226H1ZM3 225H4V227H3ZM50 225V226H49ZM59 225V226H58ZM141 225H145V226H141ZM28 226V227H27ZM44 227V228H41V227ZM209 226V227H208ZM18 227L19 228H21V229H18ZM27 227V228H26ZM39 227L41 228V231H39L40 229H39ZM138 227V228H137ZM155 227V228H154ZM177 227V226H176ZM29 228H30V230H29ZM49 229V230H47V229ZM62 228V229H61ZM23 229V230H22ZM39 229V230H38ZM42 229H43V231H45V233H48L49 235L47 236V234H46V236H44V237H42L43 235H44V232L42 231ZM51 229V230H50ZM64 229H66V230H64ZM139 229V230H138ZM162 229V230H161ZM63 230V231H62ZM155 230H157V231H155ZM209 230V231H208ZM33 231V232H32ZM50 231H52V232H50ZM66 231V232H65ZM33 234H31V233ZM41 232H43V235L41 234ZM147 232V235L145 234ZM50 233H52V236L50 235ZM61 233V234H60ZM67 233H69V234H67ZM142 233V234H141ZM159 233V234H158ZM162 235H161V234ZM182 233V232H181ZM4 234V235H3ZM141 234V235H140ZM143 234H144V236H143ZM175 234V233H174ZM30 235V236H29ZM169 235V234H168ZM205 237H203V236ZM10 237V238H8L9 240H7L6 239V237ZM30 237V239H29V237ZM40 236V237H39ZM32 237V238H31ZM38 237V238H37ZM46 237H48V238H46ZM165 239V238H168V240L167 239H163V238ZM191 237L193 238V239H191ZM196 237H197V239H196ZM199 237V238H198ZM203 237V238H202ZM11 238L12 239H14L13 240V242H9V241H11ZM44 238H46L47 240H46V242H45V239ZM157 239V241H159L158 243H156L155 244V242H156V239ZM206 238H208V239H206ZM3 239H6L7 241H8V245H9V243H10V247L7 245V241L5 240H3ZM34 239V240H33ZM43 239H44V241H43ZM149 239V240H148ZM153 239H155L154 241L155 242H153ZM159 239V240H158ZM163 239V240H162ZM211 239V240H210ZM32 240H33V242H32ZM148 240V241H147ZM162 240V242H161V244L163 243V245L164 246H162L161 244H160V241ZM186 240H187V242H186ZM193 240V241H192ZM19 241V242H18ZM128 241H129V243H128ZM150 241H152V242H150ZM181 241V242H180ZM198 241V242H197ZM6 242V243H5ZM47 243V247H46V245H43V243ZM49 242V243H48ZM135 242H136V244H135ZM171 242V243H170ZM179 242V243H178ZM195 242V243H194ZM199 242L201 243L200 245L201 246H204L203 248L204 249H206V252H204V253H202L201 251H200V249L202 248L201 246L199 247V245H197V244H199ZM19 243H21V244H19ZM44 243V244H45ZM51 243V244H50ZM152 243V244H151ZM191 243V245L192 246H195L196 245V247H194L196 250H197V248H198V250L196 251V250H194V248H193V250H192V246L191 245H188V244H190ZM202 243L204 244V245H202ZM12 244V245H11ZM49 244V245H48ZM130 244V245H129ZM186 244V245H185ZM193 244H195V245H193ZM208 244V245H207ZM14 245H16V246H14ZM23 246V247H21V246ZM36 246V249L34 248V246ZM127 245V246H126ZM155 245H157V246H155ZM158 245H160V247H158ZM166 245V246H165ZM188 245V246H187ZM206 245L208 246V249H207V247H206ZM44 246H45V248H44ZM48 246H50V247H48ZM133 246H135V248L133 247ZM138 246H142L143 247V249H141V251H139L138 249H139V247ZM150 246V247H149ZM187 246V247H186ZM212 246V247H211ZM218 246V247H217ZM6 247V248H5ZM132 247V248H131ZM151 247H153L152 249H149L148 250V248H151ZM162 247V248H161ZM167 247V248H166ZM169 247L171 248V250L169 249ZM191 247V248H190ZM213 247H216V249L215 248H213ZM12 248V249H11ZM23 248V249H22ZM39 248V251L37 250ZM144 248H147V249H145L144 250ZM155 248V249H154ZM210 248V249H209ZM213 248V249H212ZM218 248V249H217ZM6 249H7V251H6ZM10 249V250H9ZM16 249V250H15ZM26 249V250H25ZM43 249H47V251L48 252H50L51 253V255H50V253H45V252H47V251H44ZM49 249V250H48ZM52 251H51V250ZM132 249V250H131ZM160 249L163 251V252H165L166 250H168L167 252H165L164 253V255L165 256H162L163 255V253H162V251H160ZM166 249V250H165ZM192 250V252L195 254V258L193 257L194 255H192V254H188V250ZM212 249V250H211ZM15 250V251H14ZM20 250V251H19ZM151 250H152V252H151ZM153 250H155L154 252H153ZM18 251V252H17ZM57 251V252H56ZM143 251L145 252L144 254H143ZM182 251H185V255L187 256V257H185V255H184V257L181 255V254H183L184 252H182ZM205 251V250H204ZM210 251H215V252H217V253H211ZM16 253V254H13V253ZM29 252V253H28ZM35 252H37L38 253V255H37V253H35ZM135 252H136V254H138L139 256H137L136 254H135ZM139 252V253H138ZM155 252H156V254H155ZM190 253H191V251H189ZM197 252V253H196ZM208 252H210L211 254V257L213 256V254H214V256L212 257L213 259H210L211 257H210V255H208L209 253ZM3 253V254H2ZM13 255H12V254ZM20 253V254H19ZM23 253V254H22ZM54 253V254H53ZM78 253V254H77ZM133 253V257L131 256V254ZM140 253H142V254H140ZM147 253H150V254H148L147 255ZM160 253H162V254H160ZM175 253H177V254H175ZM205 253H207L206 255V257H209V259L207 258V263H206V261H205V259H206V257L204 256L205 255ZM5 254V255H4ZM9 256H8V255ZM26 254V255H25ZM53 254V255H52ZM59 254H61V255H59ZM67 254V257H65V255ZM75 256V258H74V256ZM77 254V255H76ZM152 254V255H151ZM154 254V255H153ZM172 254H174L173 255V257H172ZM196 254H198V255H196ZM199 254H202V257L204 258L205 257V259H203ZM218 254V256H216ZM20 255V256H19ZM23 255V256H22ZM145 257H144V256ZM155 256V257H151V256ZM171 255V256H170ZM177 255H180V257L178 256L177 257ZM6 256H7V258H6ZM77 256V257H76ZM141 256H143V257H141ZM159 256H161V257H159ZM192 256V257H191ZM196 256H197V258L199 257V258H201V259H199L198 258V260H196L197 258H196ZM215 256H216V258H215ZM12 257V258H11ZM17 257V258H16ZM20 257V258H19ZM37 257V258H36ZM62 257V258H61ZM136 257H138V258H135ZM139 257H141V259L142 258H144V259H140L139 260ZM189 257H191L190 259H189ZM16 258V259H15ZM22 258V259H21ZM39 258H40V260H39ZM153 258V259H152ZM156 258H158L157 260H159V262H157V260H156ZM187 258V259H186ZM194 259V261H196V263L193 261V259ZM7 259V260H6ZM11 259H13V261H11ZM73 259V260H72ZM138 259V260H137ZM148 260V261H144V260ZM150 259H152L151 261H150ZM155 259V260H154ZM164 259V260H163ZM192 259V260H191ZM17 260H19V262L17 261ZM25 260H27V261H25ZM43 260H45L44 262H43ZM61 260V261H60ZM89 260V261H88ZM135 260V261H134ZM153 260H154V262H153ZM164 262H163V261ZM201 260H203V261H201ZM50 261H51V263H50ZM75 261V262H74ZM133 261H134V263H133ZM140 263H139V262ZM187 261V262H186ZM189 261V262H188ZM193 261V262H192ZM198 261V262H197ZM22 262V263H21ZM141 262H143V263H141ZM145 262V263H144ZM155 263V264H156ZM173 263V264H174Z\"/></svg>",
  "mask_w": 264,
  "mask_h": 264
}]
</instances>
